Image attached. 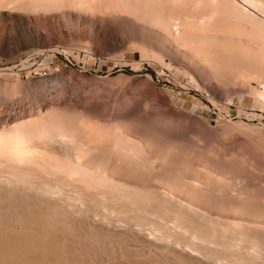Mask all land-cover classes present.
Listing matches in <instances>:
<instances>
[{
	"label": "rangeland",
	"instance_id": "374dc122",
	"mask_svg": "<svg viewBox=\"0 0 264 264\" xmlns=\"http://www.w3.org/2000/svg\"><path fill=\"white\" fill-rule=\"evenodd\" d=\"M27 2V0H25ZM30 1V0H28ZM60 1V2H59ZM64 1V2H63ZM76 1V3H75ZM93 1H95L96 4L93 3ZM115 1V2H114ZM58 0L55 2V8L53 9H49V13H54L55 14V18H54V22H53V26L51 28L45 26V24L41 23L40 21H38L37 19H33V18H36L38 17L37 14L35 12H37V8L35 9H29V15H31L32 17V22L35 24L36 23V27L39 25V27L41 28L42 30V35L45 34L43 36V38H40L39 39V43L37 46H28L26 44V41L27 39H29V37H31L28 32L26 31L27 28L25 27L24 24L22 23H17L15 22L14 25H13V29H5L4 30V33H2L3 31L0 30L1 34H0V113L4 112L3 114L1 113V116L0 117H5L7 114H14V113H19L20 110L23 111L20 112L19 114H16L18 117L21 115H23L20 119V117L18 118L17 120V123L19 121V124L21 123L22 125H25L23 123V121L25 123H29L28 126H32L33 128H37L39 129V126L40 125V129L43 133L46 132V129L44 126H47L49 125L50 127L51 126H58V124H60L57 128V130L59 128H61V131H63V133L65 132V134H62V136L64 138H68L70 139L71 137V133L73 132L75 137H77V139L74 137V138H71V140L73 139H76L75 142L79 141L80 139V135L81 137H83V140L82 142L87 139V142L90 143L92 145V148L90 147L89 144H86V145H89V148L86 146V148L83 147L84 150L86 149H91L90 151H95L93 150L94 148H96L95 145H98L99 143H104L106 141H109V142H106L104 143V145L102 144H99V146H97L96 149H99V152L98 151H95L94 153H103L104 156L107 158V161L110 159H114L115 157L118 159V156L120 157V155L122 156L123 154V158H119L121 163H118V161L116 162V160H112L111 162H105V157H102L100 156V159L102 158V162L101 160H99V157H98V160H97V163L98 161H100L102 164H106L105 167L103 166L101 168V164H94V165H98L96 167V169H103V172H106L107 175L109 177H114L118 180H122V182H126V183H132L133 186H136L138 187L139 190H141V192H143L144 196H142V193H138L140 195V198L141 199L140 201L143 203H146V207H145V204L143 205L140 201H138V206L139 205H142V207H145L143 209H146V211L144 212L142 207L141 209L142 210H138V211H143L142 213L140 212H137L141 217V219L138 217L139 215L136 213V210H131L130 207L128 208L127 204L124 199H123V203L122 201V204L121 202H119V207L122 206V208H124V214H127L128 215H125L127 217H129L131 214L134 216H137V217H132V218H129L130 220L131 219H135L138 220H142L143 217L149 219L148 222H147V219H146V222L147 224L145 226H147L149 228V226H152V224H156V220H160L157 224L162 226L161 223L163 224V226L165 225L164 227V231L167 229H170L171 231V234L174 233V235H176L177 233L181 234L180 232L183 231V236H180L179 234L177 236L179 237H182V239L184 238V242L187 240H189V242L191 243H188L190 244L192 247L193 245H198L201 246L200 244L202 245H206L207 242H203L202 240L204 239H199L200 237H206V238H213L215 240V242H210V247L212 246H215V248L217 249V247L220 248L221 252L222 250H226L227 247H231V245H228L227 243H230V242H234L232 243L233 246L228 250V253L227 252H224L222 254H225L224 256L223 255H220L219 252L220 250L217 251V256L219 257V255L223 258L227 257L229 260H226L224 259V261H228V262H218L217 261L215 262L214 260H208V258L204 257V255L202 254V251L203 249L201 250H193L192 247H188L186 243L183 242L182 244L185 246H183L182 244L180 245V242H179V237L177 239V236H175L177 243L174 242V245H173V240H175V238L173 239L172 237V241H170V239H168L171 244L169 242H167V239H165V241L163 239H160L161 241L155 243L156 241H158L159 239L155 240L156 238H154L153 236H151V234H149L150 232V229L147 230V227H146V230L143 226V229L141 228L142 225H140L141 227H139V225H137L138 228L135 229L136 233L139 232L138 237L137 235L135 237L139 238V240L137 238H134L136 241H139L140 243V246H138L139 243H136L134 241L133 238H131V243H130V239H128L127 241V237L128 236H125L126 239H124L125 237H123L124 235H126V233L130 234L132 233L131 229H127L128 227L126 226L127 223H122V225L120 226H113L114 229H117L116 230H113V227L112 228H107L108 226L106 224H103V223H100L101 221L100 220H96L94 218H92V220H90L89 218H83V222L81 220V218H77L79 220H77V222L75 223L74 220L75 218L72 217L69 213V215H67V218L71 220L72 224L70 221H68V219L66 218V216L64 215L63 218L67 219V221L63 218V222H67L66 225H68V222H70V225H73V226H70L71 228H68L64 225L63 223V226H60L62 224H60L61 222H59V226H55L54 228H52L53 230L55 231H51L50 232L52 234H55V235H58L60 234V232L62 231H68L71 229V232H69L68 234L71 235L70 236V239H69V246L67 245L68 249H66V251L62 252L63 254H61L60 252H58V248H53L54 251L56 249L57 251V254H56V251L54 252L53 250L50 251V249H52V247H58L56 246L55 244H53V240L48 242L46 240V242H43V245H45L47 242V245L48 247V250H45L46 253H48L47 251H50V254H51V257L49 255H47L48 257L45 256V254H41L44 255L42 256L43 259H47L45 260L46 264L47 262H49L48 264H50V261L52 262L51 264H57V262H54V261H57L56 260V257H62V261L63 262H67V264H78V263H81V264H87L88 262H86L88 259L89 263L90 264L92 262V258H93V261L91 264H96L97 261H98V264H109V263H105V262H110V264H115L116 262L119 263V261L117 260H120L123 264H134V263H137V264H150L149 262H151V264H155V263H158V264H161V262H164L166 259H168V261L166 260L167 263H163V264H177L178 263H184V261H181V259H178V254H174L177 252H180L179 253V257L180 255L183 256L187 259L188 257L193 258L191 259L192 262L194 263H199V264H230V260H234L233 262L235 263H232V264H236V262L238 264H249L250 261L249 259L251 260V264L253 262V260H255L254 262H257L256 264H261L259 263L260 261H264V96H262L261 94H259L260 91H263L264 90V5L262 6L261 3L263 4V0H260L262 2H258L256 0H254L255 2H251L253 0H250L251 3H253L254 5H252L250 2L248 3V1L246 0H239V5H240V8L239 10L242 11V13H238L236 12L234 9H232V5L230 4L232 0H224V1H229V5L228 4H223V2H221V0H182V1H175V0ZM119 1V2H118ZM140 1V2H139ZM201 1V2H200ZM208 1V2H207ZM219 3H218V2ZM24 2V1H23ZM58 2V4H57ZM70 2V3H69ZM72 2V3H71ZM81 2V3H80ZM104 2V4H103ZM111 2V5L110 3ZM128 2V3H127ZM139 2V3H138ZM144 2H147V6H145V3ZM153 2V3H152ZM160 2V3H159ZM182 2V4H181ZM187 2H191V3H188L186 4ZM19 3H20V0H19ZM28 3V2H27ZM60 3L62 5H60ZM109 3V4H108ZM124 3V4H123ZM138 3V4H137ZM150 3V4H149ZM156 3V4H155ZM164 3V4H163ZM185 3V4H184ZM196 3V4H195ZM202 3V4H201ZM224 3H228V2H224ZM261 5V8H260V5ZM94 4V6H93ZM106 4V5H105ZM119 7H118V5ZM122 4V5H121ZM127 4V5H126ZM133 4V5H132ZM140 4V5H139ZM161 4V5H160ZM199 4V5H198ZM208 4V5H207ZM214 4V5H213ZM220 4V5H219ZM257 4V5H255ZM58 5V7L56 6ZM73 7H72V6ZM106 7H105V6ZM109 7H108V6ZM121 5V6H120ZM130 5V6H128ZM137 5V6H136ZM139 5V6H138ZM142 5V6H141ZM155 5V6H153ZM157 5V6H156ZM169 5V6H168ZM203 5V6H202ZM211 5V6H209ZM224 7H223V6ZM252 5V6H251ZM11 6V5H10ZM15 6V4H14ZM53 6V7H54ZM69 6V7H68ZM84 6V7H83ZM94 8H93V7ZM98 6V7H97ZM126 6V8H125ZM135 6V7H132ZM161 6V7H159ZM176 6V7H175ZM191 6V7H190ZM197 6V7H196ZM207 9H205V7ZM209 8H208V7ZM217 6V7H216ZM219 6V7H218ZM230 7L229 8H227ZM258 6V7H257ZM13 7V6H12ZM63 7V9H62ZM97 7V8H95ZM112 7V8H111ZM124 11L123 10V8ZM137 7V8H136ZM144 7V8H143ZM146 7V10H142V9H145ZM156 7V8H155ZM171 7V8H170ZM195 7V8H194ZM202 7V9H201ZM223 8V9H219V8ZM226 7V8H225ZM234 7V6H233ZM263 7V8H262ZM33 8V7H32ZM81 8V10L79 9ZM85 8V9H84ZM102 8V10H101ZM107 8V9H106ZM121 8V9H120ZM151 8V9H150ZM168 8V9H167ZM181 11H180V9ZM198 8V9H197ZM15 9V8H13ZM28 9H23L24 10H28ZM59 9V10H57ZM68 9V10H67ZM75 9V10H74ZM94 11H93V10ZM96 9V10H95ZM98 9V10H97ZM111 9L113 10V12L111 11ZM120 9V10H118ZM134 9V10H132ZM189 9V10H188ZM195 9V10H194ZM198 12H197V10ZM201 9V10H200ZM204 9V10H203ZM227 11H224L226 10ZM243 9V10H242ZM253 9V10H252ZM65 10V11H64ZM84 10V11H83ZM116 10V11H115ZM128 10V11H127ZM130 10H132L130 12ZM151 10H153L154 12H150ZM162 10V11H161ZM194 10V11H193ZM211 10H214V11H211ZM216 10V11H215ZM230 10V11H229ZM246 10V11H245ZM261 10V11H260ZM54 11V12H52ZM72 11V12H71ZM80 11V12H79ZM127 11V12H126ZM147 11V13H146ZM149 11V12H148ZM156 11V12H155ZM176 11V12H175ZM218 11V12H217ZM220 11H221V14H220ZM234 11V13H233ZM244 11V12H243ZM28 12V11H27ZM26 12V13H27ZM33 12V13H31ZM75 13L73 14V18L74 17H81V18H74V20H71L69 17H68V14L69 13ZM88 12V13H87ZM100 12V13H99ZM129 12V13H128ZM137 12V13H136ZM141 12V13H140ZM163 12V13H162ZM206 12V13H205ZM212 12V13H211ZM230 12V13H228ZM24 13V12H23ZM57 13V14H56ZM92 13V14H91ZM104 13V14H103ZM106 13V14H105ZM121 13V14H120ZM123 13V14H122ZM132 13V14H131ZM136 13V14H135ZM145 13V14H144ZM149 13V14H148ZM160 13V14H159ZM193 13V14H192ZM197 15H196V14ZM248 15H247V14ZM33 14V15H32ZM83 14V15H82ZM103 14V16H102ZM132 16H130V15ZM156 16H155V15ZM157 14H159L157 16ZM175 14V15H173ZM191 14V15H190ZM199 14V15H198ZM220 16H218V15ZM238 14V16H237ZM242 14V15H241ZM244 14V16H243ZM251 14V15H250ZM35 15V16H34ZM105 15V16H104ZM145 15V16H144ZM149 15V16H148ZM161 15V16H160ZM182 15V16H181ZM204 15V16H203ZM225 15V16H224ZM246 15V17H245ZM130 16V18H129ZM137 16V17H136ZM139 16V17H138ZM155 16V17H153ZM181 16V17H180ZM193 16V18L191 17ZM196 18H195V17ZM203 16V17H202ZM208 16V17H206ZM217 16V17H216ZM227 16V17H226ZM233 16V17H232ZM242 16V17H241ZM249 16V18L247 17ZM252 16V17H250ZM256 18H255V17ZM144 17V18H143ZM151 17V18H150ZM162 17V18H161ZM171 17V18H170ZM173 17V18H172ZM176 17V18H175ZM183 17V18H182ZM200 17V18H199ZM211 17V18H210ZM216 17V18H215ZM222 17V18H221ZM237 19H236V18ZM260 19H259V18ZM60 18V19H59ZM86 18V19H85ZM94 18H97L99 20H102L103 21V24L102 25H99V26H95L93 24V19ZM125 18V19H124ZM135 20H134V19ZM153 18V19H152ZM158 18V19H157ZM204 18V19H203ZM254 20H253V19ZM81 19V21L85 22V23H82V22H78V20ZM83 19V20H82ZM122 19V20H121ZM131 19V21H130ZM137 19V20H136ZM145 19V20H144ZM161 19V20H160ZM176 19V20H175ZM227 19H228V22H227ZM251 19V20H250ZM258 19V20H257ZM70 20V21H69ZM77 20V22H76ZM87 20V21H86ZM145 22H144V21ZM165 20V21H164ZM181 20V21H180ZM211 20V21H210ZM216 20V23H213L215 22ZM218 20V21H217ZM219 20H221L219 22ZM238 20V21H237ZM244 20V21H243ZM247 20V21H246ZM250 20V21H249ZM73 22V23H70V22ZM90 21V22H88ZM141 21V22H140ZM148 21V22H146ZM155 21V22H154ZM193 23H192V22ZM205 21V22H204ZM209 21V22H207ZM234 21L236 22L234 24ZM254 21V22H253ZM258 21V22H257ZM260 21V22H259ZM76 22V24H75ZM122 22V23H121ZM129 24H128V23ZM233 22V24H232ZM245 22V23H244ZM249 22V23H247ZM40 23V24H39ZM79 23V24H78ZM124 23V24H123ZM143 23V24H142ZM155 23V24H154ZM161 23V25H159ZM177 23V24H176ZM181 23V24H180ZM186 25H185V24ZM212 23V25L210 24ZM229 25H227V24ZM243 23V24H242ZM252 23V24H251ZM257 23V24H256ZM263 23V24H262ZM5 25V21H2V24L0 23V28L2 25ZM57 24V25H56ZM83 24V25H82ZM122 24V25H121ZM147 24V25H146ZM149 24V25H148ZM152 24V25H151ZM154 24V25H153ZM170 24V25H168ZM191 24V25H189ZM197 24V25H196ZM207 24V25H205ZM223 24V25H222ZM226 24V25H225ZM232 24V27H230ZM19 25V26H18ZM43 25V26H42ZM127 25V26H126ZM137 25V26H136ZM151 25V26H150ZM159 25V26H158ZM167 25V26H166ZM184 25V26H183ZM194 25L196 26L195 28L192 29V27H194ZM237 27V28H235ZM243 25V26H242ZM246 25V26H245ZM258 25V26H256ZM59 26V27H58ZM61 26V27H60ZM66 26V27H65ZM103 26V27H101ZM183 26V27H182ZM205 26V27H204ZM207 26V27H206ZM212 26V29L213 31L210 29ZM238 26H242V28L238 27ZM248 26V27H247ZM37 27V28H39ZM45 27V29H44ZM48 29H47V28ZM133 27V28H132ZM143 27V28H142ZM150 27V28H149ZM167 27V28H166ZM182 27V28H181ZM202 27V28H201ZM209 27V29H208ZM217 27V29H215ZM227 27V29H225ZM39 28V29H40ZM61 28V32H59L60 30L59 29ZM63 28V29H62ZM123 28V29H122ZM140 28V29H139ZM149 28V30H148ZM167 30H166V29ZM170 28V30H168ZM181 28V30H180ZM201 29V30H198V29ZM206 28V29H205ZM219 28V30H218ZM222 28V29H221ZM234 28V29H233ZM255 28V29H254ZM257 28V29H256ZM121 29V30H120ZM128 29V30H127ZM133 29V30H132ZM135 29V30H134ZM146 29V30H145ZM161 29V30H159ZM175 29V30H174ZM185 29V30H184ZM203 29V30H202ZM233 29V30H232ZM237 29V30H236ZM239 29V30H238ZM250 29V30H248ZM145 30V31H144ZM166 30V32H165ZM177 30V32H176ZM193 30V31H192ZM196 30V31H194ZM45 31V33H44ZM75 31V32H74ZM141 34H140V32ZM149 31V32H148ZM152 31V32H151ZM162 31V32H161ZM170 31V32H169ZM172 31V32H171ZM181 34H184V35H180V32ZM186 31V33L184 32ZM188 31V32H187ZM199 31V33L197 32ZM211 31V32H208ZM215 31V32H214ZM227 31H229L227 33ZM238 33H237V32ZM243 31V32H242ZM252 31V32H251ZM258 31V32H257ZM6 32V34H5ZM128 32V33H127ZM148 32V33H147ZM169 32V33H168ZM193 34H192V33ZM197 32V33H196ZM203 32V33H202ZM206 32V33H205ZM237 34H235V33ZM48 33V34H47ZM62 33V35H61ZM67 33V34H66ZM125 33V34H124ZM147 33V34H146ZM173 33V34H172ZM179 33V35L177 34ZM191 33V34H190ZM205 33V34H204ZM222 35H221V34ZM232 35H229L231 34ZM241 33V34H239ZM251 33V35H249ZM112 34V35H111ZM146 34V35H145ZM156 34V35H155ZM169 34V35H168ZM171 34V36H170ZM210 34V35H209ZM215 34V35H214ZM218 34V35H217ZM224 34V35H223ZM239 34V35H238ZM3 35V36H2ZM5 35V36H4ZM7 35V37H6ZM93 37H92V36ZM130 35V36H129ZM136 35V36H135ZM140 35V36H139ZM155 35V36H154ZM162 35V36H161ZM190 36L187 37V36ZM192 35V36H191ZM195 37H194V36ZM198 35V36H197ZM207 35V36H206ZM220 35V36H219ZM241 35V37H240ZM106 38H105V37ZM165 36V37H164ZM182 38H181V37ZM186 36V37H185ZM200 36V38H198ZM205 36H206V40H205ZM213 36V37H211ZM216 36V38H215ZM221 39H219L218 37ZM255 36V37H253ZM57 37V38H56ZM64 37V38H63ZM68 37V39H67ZM148 37V38H147ZM155 37V38H154ZM175 37V38H174ZM229 37V38H228ZM231 37H233L231 39ZM32 38V37H31ZM34 38H36L34 36ZM141 38H144V40L142 41ZM151 38V39H150ZM164 38L166 40H164ZM172 38V39H171ZM181 38V39H180ZM210 38V40H209ZM214 40H212V39ZM218 38V39H217ZM239 40L236 42V39ZM252 40H251V39ZM255 38V39H254ZM72 39V40H71ZM87 39V40H86ZM134 39V40H133ZM150 39V40H149ZM182 41L183 39V42H180ZM191 39V40H190ZM196 39V40H195ZM204 39V40H203ZM224 39V40H222ZM227 39V40H226ZM235 39V40H234ZM244 39V40H243ZM46 40V41H45ZM52 40V41H51ZM61 40V41H60ZM70 42H69V41ZM74 40V41H73ZM78 40V41H77ZM105 40V41H104ZM137 40V41H136ZM140 40V41H139ZM156 40V41H155ZM163 40V41H162ZM185 40V41H184ZM189 40V42H188ZM232 40V41H230ZM248 40V42H247ZM45 41V42H44ZM166 41V42H165ZM179 41V42H178ZM187 41V42H186ZM200 41V42H199ZM219 41H222V42H219ZM229 41V42H228ZM242 41V42H240ZM252 41V42H251ZM263 43H262V42ZM22 42V43H21ZM44 42V43H43ZM74 42V43H73ZM87 42V43H86ZM135 42V43H134ZM162 42V43H161ZM168 42V43H167ZM172 42V43H171ZM186 44H185V43ZM193 42L195 44H198V43H202V47L207 50V49H211L214 53H212V51H205L206 54L202 55L201 56V60H198L196 61L195 63H197V65L192 62V58L194 56H191L190 55V50L189 48L195 44H191L190 43ZM220 44H219V43ZM232 45V43H234ZM255 42V43H254ZM257 42V43H256ZM42 43V44H41ZM46 43V44H45ZM79 43V44H78ZM91 43V44H90ZM116 43V45H115ZM183 43V44H181ZM188 43V44H187ZM217 43V44H216ZM226 43V44H225ZM228 43V44H227ZM242 43H244V45H242ZM262 46H261V44ZM71 44V45H70ZM74 44V45H73ZM135 44V45H134ZM141 44V46H140ZM154 44V45H153ZM180 44V45H178ZM219 47L216 46V45ZM224 44V45H223ZM246 44V45H245ZM22 45V46H21ZM27 45V46H26ZM70 47H69V46ZM135 47H134V46ZM150 45V46H149ZM166 45V46H165ZM173 45V46H172ZM177 45V46H176ZM185 45V46H184ZM211 45V46H210ZM231 45V46H230ZM238 45V47H237ZM252 45V46H251ZM85 46V47H84ZM90 46V47H89ZM223 48H222V47ZM228 46V47H227ZM234 46H236L235 48H233ZM247 46V47H246ZM35 47V49H34ZM133 47V48H132ZM152 47V48H151ZM162 47V48H161ZM172 47V48H171ZM182 47V48H181ZM208 47V48H207ZM211 47V48H210ZM214 47V48H213ZM216 47V48H215ZM244 47V48H243ZM253 49H252V48ZM260 47V48H259ZM262 47V48H261ZM37 48V49H36ZM150 48V49H149ZM175 48V49H174ZM177 48V49H176ZM186 48V49H185ZM195 48V47H194ZM230 48V49H229ZM248 50H246V49ZM162 49V50H161ZM171 49V50H170ZM173 49V50H172ZM188 49V50H187ZM191 49V48H190ZM241 49V50H240ZM255 49V50H254ZM153 50V51H152ZM156 50V51H155ZM176 50V51H175ZM187 50V51H186ZM228 50V51H227ZM244 50V51H242ZM24 51V52H22ZM161 51V52H160ZM172 51V52H171ZM230 51V52H229ZM261 51V52H260ZM263 51V52H262ZM178 52V53H177ZM180 52V53H179ZM186 52H189V53H186ZM260 52V53H259ZM163 53V54H161ZM172 53V54H171ZM226 53V54H225ZM233 53V54H232ZM245 53V54H244ZM252 53V54H251ZM185 54H189V55H185ZM164 55V56H163ZM173 55V56H172ZM214 58H213V56ZM247 55V56H246ZM258 55V56H257ZM179 56V57H177ZM205 58H204V57ZM212 56V57H211ZM243 56V57H242ZM262 56V57H261ZM186 57V58H185ZM231 57V58H230ZM248 61H247V59ZM257 57V58H256ZM208 58V59H207ZM211 58V59H210ZM218 58V59H217ZM234 58V59H233ZM263 58V59H261ZM169 59V60H168ZM210 59V60H209ZM231 59V60H230ZM244 61H242V60ZM251 59V60H249ZM255 59V61H254ZM258 59V60H257ZM263 61H261V60ZM194 60V59H193ZM203 60V61H202ZM222 60V61H221ZM233 60V61H232ZM245 60L247 62H245ZM177 61V62H176ZM201 63H200V62ZM208 61V62H207ZM225 61V62H224ZM230 61V62H229ZM250 61V63H248ZM260 64H259V62ZM228 62V63H226ZM237 62V63H236ZM253 62V63H252ZM259 65H257L256 64ZM193 65H192V64ZM200 63V64H199ZM215 63V64H214ZM231 63V64H230ZM248 63L250 66H246V64ZM262 63V64H261ZM199 64V65H198ZM204 66H202V65ZM214 64V65H213ZM225 64V66L223 65ZM239 64V65H238ZM241 64V65H240ZM256 64V66L254 65ZM194 65H195V68H194ZM235 65V66H234ZM238 65V66H237ZM243 65V66H242ZM254 65V66H253ZM208 66V67H207ZM216 66V67H215ZM245 66H246V69H245ZM263 66V67H262ZM236 67V68H234ZM239 69H238V68ZM241 67V69H240ZM251 67V69H250ZM261 69H259V68ZM262 67V68H261ZM65 68V69H64ZM214 68V69H213ZM243 68V70H242ZM249 68V70L247 69ZM65 70V72H62V70ZM68 69V70H67ZM70 69H72L71 71H69ZM195 69V70H194ZM213 69V70H212ZM63 70V71H64ZM227 70V72H226ZM246 72H245V71ZM253 70V72H252ZM257 70V72H260V73H263L260 75V77L255 74V71ZM260 70V71H259ZM75 71H78L79 74L82 73V75L79 76L78 72L76 74V78L75 75H73L72 73H76ZM208 71V72H207ZM214 71V72H213ZM244 73H243V72ZM263 71V72H262ZM54 72V73H53ZM71 72L72 75H69ZM210 72V73H209ZM213 72V73H212ZM230 72V73H229ZM250 72V73H249ZM59 73V74H58ZM238 73V74H237ZM243 73V74H242ZM252 73V74H251ZM259 73V74H260ZM58 76H56V75ZM61 74V75H60ZM65 74V75H63ZM87 74V75H85ZM254 74V76H253ZM63 76H66V77H62ZM69 75V76H68ZM248 75V76H247ZM61 76V78H60ZM77 76L80 77L81 79V76L85 78L86 80V83H87V79L90 80L88 81L89 83L87 84H84L83 82H80V79L77 78ZM90 76V77H88ZM92 76H95V77H92ZM228 76V77H227ZM232 76V78L230 79V77ZM237 76V77H236ZM257 76V77H256ZM263 76V77H261ZM67 77H70V79L68 78L67 81L66 78ZM73 77V78H72ZM102 78L103 79V82H101V79L99 81V79ZM104 77V78H103ZM106 77V79H105ZM249 77V78H248ZM251 77V78H250ZM259 77V78H258ZM96 79V81H94V79ZM110 78V79H109ZM236 78V79H234ZM59 79V80H58ZM62 79V80H61ZM77 80V83L75 84L74 80ZM106 81H105V80ZM108 79V80H107ZM68 80H73L74 82H71V81H68ZM84 80V82H85ZM93 80V81H92ZM64 81V82H63ZM83 81V78L82 80ZM95 82V83H98V87L100 88L102 86L103 88V92L104 94L100 95L101 93H92L93 95L92 96H95L94 99H97L94 100L92 98L91 95L90 98L91 100H94V101H97L98 103H100L102 106H103V110L107 113V115H100V116H93L91 120L93 121H90L89 117H91L89 114V117L82 121L83 119V115H82V111H80V109H76V105L75 104V100H76V95L77 94H72V95H68L69 92L75 91V93H78L77 91H79L77 88H81L80 85H78V83H80L82 85L83 83V87H85V89L87 90V86L88 84H90V82ZM60 82V83H59ZM91 82V83H92ZM64 83V84H63ZM68 83V84H67ZM73 83V84H72ZM92 83V86H95L97 84H93ZM100 83L104 84V85H100ZM67 84V85H66ZM72 84V89L70 85ZM17 85V86H16ZM76 87H74V86ZM85 85V86H84ZM87 85V86H86ZM106 85V86H105ZM63 86V87H62ZM66 86V87H65ZM91 84L88 86V89L89 90H92L93 88L95 89V87H92ZM22 87V88H21ZM90 87V88H89ZM97 87V86H96ZM105 87V88H104ZM13 88V89H12ZM63 88L65 89L64 92L66 91V93H68L66 96L65 95H62L63 94ZM68 88V89H67ZM76 88V89H75ZM92 88V89H91ZM102 88H100L102 90ZM107 88V89H106ZM70 89V90H69ZM82 89V88H81ZM109 89V90H108ZM69 90V92H68ZM106 90V91H105ZM113 91V92H112ZM81 93V90L79 91ZM256 92V93H255ZM258 92V93H257ZM108 93V94H106ZM55 94V95H54ZM57 94V95H56ZM120 94V96H119ZM98 95V96H97ZM104 96V97H103ZM65 99H64V98ZM3 98V99H2ZM6 98V99H5ZM17 98V99H16ZM60 98H61V101H60ZM62 98L64 99L62 101ZM70 98H73V100ZM75 98V99H74ZM102 98V99H101ZM8 99V100H7ZM23 99V100H22ZM3 100H4V103H3ZM47 101V107L45 108H40L42 107V105L45 103V101ZM49 100V101H48ZM52 100V101H51ZM44 101V103L42 104V102ZM59 101V102H58ZM68 101V102H67ZM52 102V103H51ZM55 102V103H54ZM70 102V106H64L65 104L69 103ZM29 103H30V106H29ZM58 103V104H57ZM62 103V104H61ZM104 103V104H103ZM109 103V104H108ZM5 104V105H4ZM22 104V105H21ZM42 104V105H41ZM57 104V106H55ZM131 104V105H130ZM50 105V106H49ZM53 105L55 107H53ZM74 105V106H73ZM116 105V106H115ZM59 106V107H58ZM72 106V107H71ZM111 106V107H110ZM127 106V107H126ZM28 107V108H27ZM51 107V108H50ZM109 107V108H108ZM115 107V109H114ZM169 107V108H168ZM15 108V109H14ZM21 108V109H20ZM24 108V109H23ZM50 108V109H49ZM54 108V109H53ZM55 108H56V111H55ZM67 109V111H65V109ZM26 109V111H25ZM32 109V110H31ZM41 109V110H40ZM47 109V110H46ZM64 111L62 112L61 111ZM73 109V110H72ZM4 110V111H3ZM16 110V112H15ZM19 110V111H17ZM38 110V111H37ZM43 110V111H42ZM45 110L46 111H52L49 112V114L51 115V117H48L47 118V114H45ZM73 112H72V111ZM77 110V111H76ZM114 110V111H113ZM25 111V112H24ZM34 111V112H33ZM76 111V112H75ZM81 114L80 117L77 115V112H79ZM7 112V113H5ZM55 112V113H54ZM176 112V113H175ZM22 113V114H21ZM40 113V114H39ZM41 113L45 114L44 117L43 114L41 115ZM57 113V114H56ZM112 113V114H111ZM27 114V116H26ZM31 114V115H29ZM38 114L41 115L39 116L41 119L43 118L44 119V122H43V119L40 120V118H38ZM56 114V115H55ZM69 114H72V117L71 115L69 116ZM74 114V115H73ZM76 114V116H75ZM3 115V116H2ZM64 115V116H63ZM86 115V113L84 114ZM87 115V116H88ZM112 115V116H111ZM36 116V117H35ZM54 116V117H53ZM57 116V117H56ZM74 116V117H73ZM86 116V117H87ZM114 116V117H113ZM65 120H63V118ZM67 117V118H66ZM76 117V118H75ZM100 118V119H96V118ZM107 117H111V121L108 119L106 120ZM28 120H26V119ZM36 119L37 122H34L32 119ZM38 118V119H37ZM56 118V119H54ZM60 118V119H59ZM136 118V119H134ZM23 119V120H22ZM26 121H25V120ZM48 119V120H47ZM53 119V120H52ZM61 121H59V120ZM72 124H71V122ZM75 119V120H74ZM77 119V120H76ZM85 119V117H84ZM94 119H96V122L94 123ZM142 119V120H141ZM45 120L47 122H51L52 120V123H48L46 124L45 123ZM73 120L76 122H73ZM82 121L81 122H79ZM104 120V121H103ZM106 120V121H105ZM113 123V121H115ZM119 120V121H118ZM129 120V121H128ZM195 120V121H194ZM31 121V122H30ZM41 121L42 124H39V122ZM53 121H57V125L55 126L53 124ZM59 121V122H58ZM70 123H69V122ZM78 121V122H77ZM101 121V122H100ZM108 121V123H106ZM122 121V122H121ZM125 121V122H124ZM162 121V122H161ZM33 122H34V125H33ZM60 122H63L62 124L64 125L62 126ZM69 124H67V123ZM84 122H86L84 125ZM99 122V123H98ZM104 122V123H103ZM113 123L115 125H113L115 128H117L119 131H115L116 129H111V126H109V124ZM126 125H124L123 124ZM129 122V123H128ZM31 123V124H30ZM45 123V125H44ZM81 128H79L80 126ZM94 125H93V124ZM117 123V124H116ZM121 123V124H120ZM127 123V124H126ZM161 123V124H160ZM37 124V126H36ZM51 124V125H50ZM67 124V125H66ZM71 124V125H70ZM76 124V125H75ZM99 124V125H98ZM106 124L107 127H106ZM123 124V125H122ZM134 124V125H133ZM164 124V125H163ZM43 125V126H42ZM69 125L72 127L73 130H71V128H69ZM90 125V126H89ZM103 125V126H102ZM105 125V126H104ZM111 125V124H110ZM118 125V127H116ZM120 125V126H119ZM27 126V127H28ZM44 127L42 129V127ZM61 126V127H60ZM76 127V130H74V128ZM85 126L87 127L86 130H85ZM101 126V127H100ZM123 126V127H122ZM125 126V127H124ZM128 126V127H127ZM136 128H135V127ZM166 126V127H165ZM24 127V126H23ZM53 128V130H55V128ZM62 127L64 129H62ZM67 127H68V132L70 134V136H67L68 133H67ZM91 127H93L94 129L96 128V130L92 129ZM99 127V128H98ZM104 127V128H103ZM120 127V128H119ZM130 127V128H129ZM158 127V128H157ZM66 128V130H65ZM91 128V129H90ZM107 128V129H105ZM109 128V129H108ZM122 128V129H121ZM135 128V129H134ZM138 128V129H137ZM144 128V129H143ZM204 128V129H203ZM70 129V130H69ZM78 129V130H77ZM81 131H80V130ZM84 129V130H83ZM88 129V130H87ZM90 129V130H89ZM124 129V130H123ZM150 129V130H149ZM200 129V130H199ZM60 130V129H59ZM65 130V131H64ZM98 130V131H97ZM102 130H105L103 132H101ZM109 131V134L107 133ZM113 130V131H111ZM122 130V131H121ZM75 131L77 132V134L75 133ZM83 131V132H82ZM85 131V132H84ZM91 133H87L88 132ZM96 131V132H95ZM107 131V132H106ZM156 133H155V132ZM101 132V133H100ZM111 132V133H110ZM117 132L120 134V136L122 135L123 137H119L118 139L120 140H123L122 144L120 145L118 142L116 141H119L117 138L115 139V135L117 134ZM123 132V134H122ZM126 132V134H125ZM46 133H49V132H46ZM67 133V134H66ZM84 133V135H82ZM93 133V134H92ZM97 133H100L97 134ZM107 133V134H106ZM96 136H95V135ZM119 134H117L116 137L119 136ZM144 134V135H143ZM158 134V135H157ZM66 135V136H65ZM88 136L86 138V136ZM94 135V137H93ZM104 135V136H103ZM111 135V137H110ZM114 135V136H113ZM125 135L129 136V137H126ZM84 136H85V139H84ZM90 136H92L93 138H91ZM99 136V137H98ZM125 136V139L127 138L126 142H125V139H123ZM208 136V137H207ZM45 137H47V134L45 135ZM70 137V138H69ZM95 137L97 139H95ZM153 137V138H152ZM157 137V138H156ZM161 137V138H160ZM99 138V139H98ZM103 138V139H102ZM109 138V139H108ZM129 138V140H128ZM135 138V139H134ZM147 138L149 140H147ZM171 138V139H170ZM79 139V140H78ZM82 139V138H81ZM94 139V140H93ZM103 141H101V140ZM113 139V140H112ZM138 139V140H137ZM66 141H70V140H67L65 139ZM92 141V142H89V141ZM114 141V143H117L116 147L114 149L117 148L118 153L117 151L115 152V150L111 149L113 148V143L112 141ZM159 140V141H158ZM174 140V141H173ZM185 142H184V141ZM129 141L131 144H129ZM136 141V142H135ZM138 141H140L138 143ZM143 141V142H142ZM150 141V142H149ZM152 141V142H151ZM165 141V142H164ZM171 141V142H170ZM187 141V142H186ZM72 142V141H71ZM74 140H73V144L75 143ZM86 142V141H85ZM99 142V143H98ZM111 142V143H110ZM125 142V143H124ZM128 142V143H127ZM47 142L44 143V145L46 144ZM49 143V141H48ZM67 143V142H66ZM72 143H69L70 146ZM81 143V142H80ZM94 143V144H93ZM121 143V141H120ZM142 143H143V146H142ZM156 145H155V144ZM159 143V144H157ZM68 144V143H67ZM72 144V148L73 150H75V145L79 144ZM113 144V145H112ZM119 144V145H118ZM126 144H129L127 146H125ZM163 144V145H161ZM184 144V145H183ZM43 145V144H41ZM47 145V144H46ZM82 144H79L78 147L76 146V149L74 152L73 150H71L73 152V154L78 150L80 151H84L81 146ZM94 145V146H93ZM140 145V146H139ZM150 145V146H149ZM155 145V146H154ZM192 145V147L190 146ZM80 146V147H79ZM120 146L124 147V148H120ZM128 146H131L129 149ZM138 146V147H137ZM154 146V147H152ZM159 148H156L158 147ZM167 146V147H166ZM171 146V147H170ZM185 146V147H184ZM42 147V146H41ZM94 147V148H93ZM110 149H109V148ZM132 147L135 149L132 150ZM178 147V148H177ZM184 147V148H183ZM187 147V148H186ZM205 147V148H204ZM105 148V149H104ZM137 148V149H136ZM166 148V149H165ZM195 148V149H194ZM197 148V149H196ZM199 148V149H198ZM209 148V149H208ZM123 149V150H122ZM153 149V150H151ZM177 149V150H176ZM184 149V150H183ZM192 149V150H191ZM201 149V150H200ZM204 149V150H203ZM86 150V151H88ZM103 150V151H102ZM105 150V151H104ZM107 150V151H106ZM110 150V151H109ZM131 150V151H130ZM139 150V151H138ZM141 150V151H140ZM151 150V151H150ZM155 150V151H154ZM158 150H160L159 152H157ZM196 150V151H195ZM207 150V151H206ZM89 151V152H90ZM109 151V152H108ZM112 151V152H111ZM125 151V152H123ZM144 151V152H142ZM165 151V152H164ZM172 151H175L172 152ZM177 151V152H176ZM184 151V152H183ZM191 152V153H188V152ZM199 151V152H198ZM104 152H108L107 153H104ZM111 152V153H110ZM123 152V153H122ZM214 152V153H213ZM80 153V152H78ZM83 153V152H82ZM81 153V154H82ZM96 153V155H97ZM120 153V155H119ZM125 153V155H124ZM131 153V155H129ZM135 155H134V154ZM146 153V154H145ZM172 153V154H171ZM178 153V154H177ZM180 153V154H179ZM114 154V155H113ZM118 156H117V155ZM141 154V155H140ZM148 154V155H147ZM206 154V156L204 155ZM209 154V155H208ZM80 154H76V156H78ZM101 155V154H100ZM113 155V156H112ZM134 155V157L132 156ZM153 155V156H152ZM176 155V156H175ZM184 155V156H183ZM217 155V156H216ZM82 156V155H81ZM112 156V157H111ZM138 156V157H137ZM140 156V157H139ZM155 156V157H154ZM168 156L170 157V159L168 158ZM210 158H208V157ZM215 156V157H214ZM111 157V158H110ZM114 157V158H113ZM127 157V158H126ZM130 157V158H128ZM149 157V158H148ZM153 157V158H152ZM159 157V158H158ZM162 157V158H160ZM171 157L172 158V161H171ZM191 157V158H190ZM200 157V158H199ZM81 158V157H80ZM78 158V159H80ZM128 159L126 162L121 160V159H124L125 160ZM138 158V159H137ZM142 158V159H141ZM148 158V159H147ZM168 158V159H167ZM175 158V159H174ZM179 158V160H178ZM195 158V159H194ZM139 159H141V163L139 162ZM147 159V163H146V160ZM153 159V160H152ZM161 159V160H160ZM165 159V160H164ZM189 159V160H188ZM96 160V158H95ZM129 160L132 162H129ZM145 162H144V161ZM156 160V161H155ZM167 160V161H166ZM170 160V162H169ZM184 160V161H183ZM186 160V161H185ZM200 160V161H199ZM209 160V161H208ZM151 161V162H150ZM159 161H161L159 163ZM166 161V162H165ZM178 161V162H177ZM198 161V162H197ZM207 161V162H206ZM214 161V163H213ZM122 162L124 163V165L128 168L127 169H121V166H123L122 168H126ZM129 162V163H128ZM183 162V163H181ZM197 162V164H196ZM209 162V163H208ZM211 162V163H210ZM116 164V165H119L120 166V170L123 171V172H120V173H125L123 174V177H122V174H120L118 171L119 168H117V166H114L113 164ZM126 163V164H125ZM151 163V165H150ZM201 163V164H200ZM208 163V164H207ZM92 164V165H93ZM121 164V165H120ZM128 164H130V167H132L130 169V167L128 166ZM133 164V165H132ZM140 166H139V165ZM144 164L146 166H144ZM156 164V165H155ZM162 167H161V165ZM164 164V165H163ZM167 164V165H166ZM188 164V165H187ZM191 164V165H190ZM204 164V165H203ZM214 164V165H213ZM93 165V167H94ZM113 165V166H112ZM135 165V167H134ZM140 167H138V166ZM142 165V166H141ZM166 165V167H164ZM171 165V166H170ZM196 165V166H194ZM199 165V166H198ZM112 166V169L113 167L115 168V171L114 169H110ZM143 166L144 168L147 167L146 169H143ZM152 166V167H151ZM168 166V167H167ZM179 166V167H178ZM181 166L183 169H181ZM184 166V167H183ZM194 166V167H193ZM213 166V167H212ZM136 167H137V170H136ZM186 167V168H185ZM190 167V168H189ZM197 167V168H196ZM106 168V169H105ZM116 168H117V171H116ZM135 168V169H134ZM142 168V169H141ZM161 168V169H160ZM171 168V169H170ZM173 168V169H172ZM176 168V169H175ZM182 170V171H180ZM185 168V169H184ZM202 168V169H201ZM204 168V170H203ZM206 168V169H205ZM95 169V168H94ZM130 169V170H129ZM148 169V170H147ZM192 169V170H191ZM208 169V170H207ZM210 169V170H209ZM106 170V171H105ZM111 170V171H110ZM134 172H132V171ZM172 170V171H171ZM175 170V171H174ZM186 170V171H185ZM189 170V171H188ZM194 170V171H193ZM198 172H197V171ZM203 172H202V171ZM206 170V171H205ZM213 170V172H212ZM219 170V171H218ZM113 171V172H112ZM127 171V172H126ZM129 171V172H128ZM148 171V172H147ZM159 171V172H158ZM161 171V172H160ZM164 171V172H163ZM168 171V172H167ZM174 171V172H173ZM210 171V172H209ZM236 171V172H235ZM117 174H115V173ZM136 172V173H135ZM166 172V173H165ZM187 172V173H186ZM200 172V173H199ZM206 175H205V173ZM105 173V174H106ZM113 175H111V174ZM119 173V174H118ZM131 173V174H130ZM140 173V174H139ZM144 173V175H143ZM153 173V174H152ZM155 173V174H154ZM161 175H160V174ZM174 173V174H173ZM183 173V174H182ZM208 173V174H207ZM214 173V174H213ZM218 176H216L217 174ZM227 173V174H226ZM137 174V175H135ZM158 174V175H157ZM168 174V175H167ZM185 174V175H184ZM187 174V175H186ZM192 174V175H191ZM194 174V175H193ZM203 176H202V175ZM216 174V175H215ZM118 175V176H117ZM120 175V176H119ZM128 175V176H127ZM157 175V176H156ZM161 177H160V176ZM173 175V176H171ZM199 175V176H197ZM201 175V176H200ZM231 175V176H230ZM256 175V176H255ZM260 175V176H259ZM131 176V177H130ZM153 176V177H152ZM166 178H165V177ZM170 176V177H169ZM176 176V177H174ZM179 176V177H178ZM194 176V177H193ZM206 176V177H205ZM222 176V177H221ZM230 176V177H229ZM233 176V177H232ZM237 176V178H236ZM254 176V177H253ZM125 177V178H124ZM147 177V178H146ZM198 177V178H197ZM223 177H228V178H223ZM121 178V179H120ZM123 178V179H122ZM165 178V179H164ZM169 178V179H168ZM178 178H181V179H178ZM199 178H201V180L199 181ZM209 178V179H208ZM217 178V179H216ZM223 178V179H222ZM259 178V179H258ZM135 179V181H134ZM167 179V180H166ZM172 180H175V181H171ZM178 179V182L177 180ZM204 179V180H203ZM215 179V181H214ZM219 179V180H218ZM263 181H262V180ZM144 180V181H143ZM157 180V181H156ZM161 180V182H160ZM170 180V181H169ZM182 180V181H181ZM210 180V181H209ZM222 182L223 180H226L225 181V184L224 182L223 183H218V181ZM181 184H180V182ZM192 181V182H191ZM204 181V182H203ZM206 181V182H205ZM232 181V182H231ZM241 181H244V182H241ZM139 182V183H138ZM173 184H172V183ZM175 182V183H174ZM177 182V183H176ZM184 182V183H182ZM189 182H191V185L189 184ZM195 184H194V183ZM209 182V183H208ZM214 184H213V183ZM229 182V183H228ZM241 182V183H240ZM179 183V184H178ZM193 183V185H192ZM200 183V184H199ZM233 183V184H232ZM244 183V184H243ZM258 183V184H257ZM135 184V185H134ZM175 184V185H174ZM178 184V185H176ZM202 186V187H200ZM213 184V185H212ZM217 184V185H216ZM229 186H228V185ZM237 184V185H236ZM242 184V185H241ZM138 185V186H137ZM171 185V187H170ZM173 185V186H172ZM211 185V186H210ZM216 185V186H215ZM220 186L223 188L221 189L220 187H217V186ZM227 185V187H226ZM233 185V186H232ZM237 187H236V186ZM239 185V186H238ZM260 185V186H259ZM175 186V187H174ZM178 186V187H177ZM179 186H183L182 188L179 187ZM196 186V188L194 187ZM232 186V187H230ZM243 186V187H241ZM144 187V188H143ZM164 187V188H163ZM169 187V188H168ZM215 187H216V191H215ZM225 187V188H224ZM229 187V188H228ZM241 187V188H240ZM248 187V188H247ZM253 187V188H252ZM153 188V189H152ZM159 188V190H158ZM162 188V189H161ZM175 188V189H174ZM193 188V189H192ZM195 188V189H194ZM199 188V189H198ZM201 188V189H200ZM205 190H204V189ZM228 188V189H227ZM246 188V189H245ZM257 188V189H256ZM146 189V190H145ZM151 189V190H150ZM185 189V190H184ZM189 189V190H188ZM209 190V192L207 190ZM212 191H211V190ZM218 189V190H217ZM245 189V190H244ZM247 189L249 192H247ZM167 190V192H166ZM172 190V191H171ZM191 190V191H190ZM198 190V191H196ZM203 192H202V191ZM220 190V192H219ZM231 190V192L229 191ZM236 190V191H235ZM261 190H263L261 192ZM146 191V192H145ZM159 191V192H158ZM171 191V193H170ZM200 191V192H199ZM207 191L206 194H204L205 192ZM214 191L216 193H214ZM223 191V192H222ZM235 191V192H234ZM243 191V193H242ZM260 194H259V192ZM149 192V194L147 193ZM169 192V193H168ZM173 192V193H172ZM191 192V193H190ZM195 192V193H194ZM228 192V193H227ZM258 192V193H257ZM154 193H158L157 195L154 194ZM183 193V194H182ZM197 193V194H196ZM200 193V194H199ZM209 193V194H208ZM239 193V194H238ZM247 193V194H246ZM254 193V194H253ZM257 193V194H256ZM124 194V193H123ZM147 194V195H145ZM152 194V195H150ZM163 196H162V195ZM167 194V195H166ZM170 194V195H169ZM226 194V195H224ZM238 194V195H237ZM243 194V195H242ZM259 194V195H258ZM139 195H137L139 197ZM180 195V196H179ZM189 195V196H187ZM205 195V196H204ZM214 195V196H213ZM241 195V196H240ZM258 195V196H257ZM6 196V195H5ZM142 196V197H141ZM146 196V197H145ZM150 196V198H149ZM154 198H153V197ZM169 196V197H168ZM187 196V198H186ZM191 196V197H190ZM197 196V197H195ZM210 196V198H209ZM217 196V197H216ZM3 197V196H2ZM0 197V205L5 209V205L6 202H5V205L3 204L4 201H6V199H3V198H6V197ZM137 197L136 200H139ZM157 197V198H156ZM162 197V198H161ZM164 197V198H163ZM173 197V198H172ZM190 197V198H188ZM250 197V198H249ZM167 198V199H166ZM196 198V199H195ZM209 198V199H208ZM220 198V199H219ZM226 198V200H225ZM245 198V199H244ZM256 198V200H255ZM258 198V199H257ZM262 198V199H261ZM152 199H153V202H152ZM161 199V200H160ZM164 199V200H163ZM166 199V200H165ZM178 199V200H177ZM248 201H247V200ZM4 200V201H3ZM170 200V201H169ZM183 200V201H182ZM191 200L193 202H191ZM222 200V201H221ZM224 200V201H223ZM254 200V201H252ZM155 201V202H154ZM162 201V202H161ZM164 201V202H163ZM167 201V202H166ZM174 201V202H173ZM176 201V202H175ZM180 201V202H179ZM195 201V202H194ZM207 201V202H206ZM247 201V202H246ZM250 201V203H249ZM137 202V201H136ZM179 202V204H178ZM184 202V203H183ZM191 204H190V203ZM204 202V203H203ZM206 202V203H205ZM214 202V204L212 203ZM239 202V203H238ZM112 203V202H111ZM154 203V204H153ZM161 205H160V204ZM169 203V204H168ZM174 203V204H173ZM182 203V204H181ZM187 203V204H186ZM212 203V204H211ZM221 203V204H220ZM243 203V204H242ZM252 203V204H251ZM253 203H255L256 205H254ZM258 203V204H257ZM175 206H173V205ZM182 206H181V205ZM202 204V205H201ZM246 204L252 206L254 209H252V207H250L248 205V207L246 206ZM151 205V206H150ZM178 205L180 207H178ZM184 205V206H183ZM203 205L205 207H203ZM231 205V206H230ZM234 205V206H233ZM241 205H244V207H246V209ZM5 206V207H4ZM113 206H116L115 204L113 205L112 203V206L111 204L109 205V207H113ZM130 206V205H129ZM162 206V207H161ZM172 206V207H171ZM177 206V207H176ZM212 206V207H211ZM225 206V207H224ZM261 206V207H260ZM140 207V206H139ZM148 207V209H147ZM196 207V208H195ZM211 207V208H209ZM227 207V208H226ZM231 207V209H230ZM240 207V208H239ZM2 208V212H0L1 216L3 214V216H7L6 219H8L9 221H13L14 222L16 221L17 219V216L15 217V214H12V213H16L13 212V211H9V212H12V213H9L8 210L6 209V211ZM122 208L120 209V211L122 212ZM130 210H128V209ZM154 208V209H153ZM170 208V209H169ZM186 208V209H185ZM198 208V209H197ZM222 208V210H221ZM250 208V210L248 209ZM263 210L260 211L259 210ZM140 209V208H139ZM161 209V210H160ZM179 209V210H178ZM183 209V210H182ZM214 209V210H213ZM148 210V211H147ZM159 210V211H158ZM167 210V211H166ZM175 210V211H174ZM187 210V212L185 211ZM203 210V211H202ZM220 212H219V211ZM258 212H257V211ZM45 211V210H44ZM117 214L120 212L119 210H116ZM126 211V212H125ZM134 211V212H133ZM157 211V212H156ZM161 211V212H160ZM174 211V213H173ZM180 211V212H179ZM197 211V212H194ZM245 211V212H243ZM248 211V212H247ZM256 213V214H254ZM256 211V212H255ZM260 211V212H259ZM8 212V215L11 214V216H8V215H5L7 214ZM133 212V213H131ZM200 212V213H199ZM229 212V213H228ZM5 213V214H4ZM116 213H114L113 215H116ZM131 213V214H130ZM144 213V214H143ZM152 214L151 216L149 215H146V214ZM169 213V214H168ZM176 213V214H175ZM180 213L182 216H180ZM203 213V214H202ZM225 213V214H224ZM240 213V214H239ZM245 213V214H244ZM250 213V214H249ZM258 213V214H257ZM260 213V214H259ZM18 214V213H17ZM16 214V215H17ZM41 214V213H40ZM39 214V216H40ZM43 214V213H42ZM42 214L40 216V218L42 219ZM45 214V213H44ZM43 214V215H44ZM123 214V212H122ZM175 214V215H174ZM185 214V216H183ZM198 214V215H197ZM201 214V215H200ZM205 214V215H204ZM144 215V216H143ZM161 215V216H159ZM192 215V216H191ZM203 215V216H202ZM256 215V216H255ZM263 215V216H262ZM0 216V219H2V217ZM122 215L121 217V214L119 213L116 217H121L122 218V221L121 222H124V219L123 217H125ZM149 216V217H148ZM157 216V217H156ZM162 218V216H165V223L164 222V219H161L159 217ZM175 216H180L182 218V222L187 226L189 227V232L190 233H187L186 231L188 230H183L182 228V231L181 230V227L179 225H176L178 224V222L174 221L173 219H176ZM190 216V217H189ZM194 216V218H193ZM202 216V217H201ZM251 216V217H250ZM253 216V218H252ZM11 217V218H10ZM151 217V218H150ZM196 217V218H195ZM200 217V219H199ZM204 217V218H203ZM216 217V218H214ZM261 217V218H260ZM15 218V219H14ZM39 218V217H38ZM73 218V219H71ZM145 218L143 220H145ZM159 218V219H157ZM192 218V220H191ZM5 219V218H3ZM5 219V220H6ZM13 219V220H12ZM39 219V220H41ZM88 219V220H87ZM94 219V220H93ZM126 219V218H125ZM184 219V220H183ZM207 221H205V220ZM210 221H209V220ZM212 219V220H211ZM227 219V220H226ZM233 219V220H232ZM38 220V219H37ZM38 220V221H39ZM75 220V221H76ZM128 218L126 219L125 222H127ZM138 220V221H140ZM154 221L152 224L150 223V221ZM197 220V221H196ZM216 220V221H215ZM220 220V221H219ZM231 220V221H230ZM81 221V222H80ZM85 221V222H84ZM89 221V222H87ZM93 221V222H91ZM96 221H100L99 222V226L97 225L98 222L96 223ZM151 221V222H152ZM167 221V222H166ZM188 221V222H187ZM233 221V222H232ZM237 223H240L241 225L237 224ZM80 224H79V223ZM120 222V224H121ZM142 222V221H140ZM145 222V221H143ZM156 222V223H155ZM175 222V223H174ZM222 222V223H220ZM224 222V223H223ZM232 222V223H231ZM236 224H235V223ZM246 222V223H245ZM248 222V223H247ZM257 222V223H256ZM83 223V224H82ZM85 223V224H84ZM128 223L129 220H128ZM148 223L150 225H148ZM160 223V224H159ZM168 223V224H167ZM191 223V225H189ZM194 223V224H193ZM207 223V224H206ZM245 225H244V224ZM79 224V225H77ZM87 224V225H86ZM94 225L96 224L97 227H94L93 232L92 231V228H90L89 225ZM102 224V225H101ZM171 224V225H170ZM173 224V225H172ZM200 224V225H199ZM204 224L205 226L207 227H204ZM229 224V225H228ZM253 224V225H252ZM257 224V225H256ZM6 225V224H4ZM74 225L76 226H79V227H75L74 228ZM125 225V226H124ZM198 225V226H197ZM202 225V226H201ZM221 225V226H220ZM232 225V226H231ZM234 225V226H233ZM239 225V226H237ZM244 225V226H243ZM256 225V226H255ZM262 227H261V226ZM82 226V227H80ZM83 226H84V229H83ZM105 228H104V227ZM160 226H157L160 227ZM191 226V227H190ZM201 226V227H200ZM253 226V227H252ZM260 226V227H259ZM87 227V228H86ZM122 227V228H121ZM125 227V229H124ZM130 227V226H129ZM168 227V228H167ZM186 227V228H187ZM197 227V228H196ZM214 227V228H213ZM219 227V228H218ZM228 227V229H227ZM231 227V228H230ZM239 227V228H238ZM242 227H244L243 231L240 230ZM247 227V228H246ZM252 230H250L249 228ZM7 228V227H6ZM42 228V227H41ZM51 228V227H50ZM49 228V229H50ZM57 228V230L55 229ZM60 230H59V229ZM74 228V231L73 229ZM91 231H90V229ZM99 228V229H98ZM104 228V229H103ZM120 228V229H119ZM131 228V227H130ZM151 230L154 228V226L150 227ZM162 229V227H160ZM173 228V229H172ZM178 228V229H177ZM194 229V231H196L199 236V234H204L203 236H199L198 240H196V232L191 233L193 232L192 229ZM199 228V229H198ZM203 228V230H202ZM218 228V229H217ZM262 228V229H261ZM38 229V228H37ZM43 229V228H42ZM42 229H38V230H42ZM48 229V230H49ZM81 229V230H79ZM96 229V230H95ZM105 229H108V230H105ZM138 229V230H137ZM141 229L142 232L139 230ZM172 229V230H171ZM207 229V231H206ZM237 229V230H236ZM34 229L33 231V235L34 238L36 237L35 235H38L36 238L39 237V233H46L47 229L45 228V230L43 229V232L41 231H38ZM86 230V231H85ZM99 230V232H98ZM166 230V231H167ZM180 232H179V231ZM199 230V231H197ZM213 232H212V231ZM225 230V231H224ZM233 230H235V232L237 233V235H239V237L236 235L235 232H233ZM249 230V231H247ZM254 230V231H253ZM3 231H6L5 228ZM1 229H0V233L3 232ZM38 231V232H37ZM62 231V232H63ZM76 231V233H75ZM104 231V232H102ZM112 235H110L111 233ZM114 231V232H113ZM121 231V232H120ZM127 231V232H126ZM148 231V232H147ZM163 231V230H162ZM170 231L168 233H170ZM174 231V232H173ZM203 231V232H202ZM211 231V232H210ZM230 231V232H229ZM242 231V232H241ZM261 231V232H260ZM37 232V233H35ZM54 232V233H53ZM85 232V233H84ZM98 232V233H97ZM106 232V233H105ZM116 232V233H115ZM141 232V233H140ZM145 232V233H144ZM147 232V233H146ZM176 232V233H175ZM186 232V233H185ZM221 234H220V233ZM240 232V233H239ZM261 234H259V233ZM50 233V234H51ZM67 233V232H66ZM73 233V234H72ZM79 235H78V234ZM90 233V234H88ZM93 233V234H92ZM102 233V234H101ZM109 233V234H108ZM113 233L115 235H113ZM184 233L186 234L185 238L184 237ZM243 235H242V234ZM248 233V234H247ZM256 233V234H255ZM258 233V235H257ZM263 233V234H262ZM16 234H19V235H25L24 234H20L16 232ZM35 234V235H34ZM83 234V235H82ZM95 234H97L95 236ZM107 236H106V235ZM119 234V235H118ZM121 234V235H120ZM143 234L144 237H143ZM149 234V235H148ZM191 237H189L188 235ZM213 234V235H212ZM251 234V235H250ZM2 235V234H1ZM42 235H44V237L47 235V234H41V238H42ZM82 235V236H81ZM89 235V238H95L92 240L91 239H87L86 236L88 237ZM101 235V236H100ZM105 235V237H104ZM123 235V236H122ZM132 237L133 235L130 234ZM142 235V236H141ZM195 237H194V236ZM228 235V236H227ZM230 235V236H229ZM236 235V236H234ZM246 235V237H245ZM253 235V236H252ZM73 236V237H72ZM75 236V237H74ZM98 236V237H97ZM103 236V237H102ZM110 236H112V238H110ZM119 236V237H118ZM120 236L122 237V240H120ZM130 236V237H131ZM150 236V237H149ZM197 236V237H198ZM209 236V237H208ZM218 236V237H217ZM221 236V237H220ZM232 236V237H231ZM72 237V238H71ZM79 237L82 239H79ZM85 237V238H84ZM100 243H98V241H96L97 239ZM100 237V238H99ZM114 237V238H113ZM142 237V238H141ZM148 237V238H147ZM230 237V238H229ZM233 237H238V239L236 238H233ZM242 237V238H240ZM255 237V238H254ZM35 238V240H36ZM40 237L38 238L39 240L41 239ZM74 238V240H73ZM78 238V239H77ZM105 238V240H104ZM112 239V242L110 241V239ZM117 240H116V239ZM120 238V239H119ZM129 238V237H128ZM141 238V240H140ZM145 238V239H144ZM171 238V237H170ZM220 238V239H219ZM240 238V239H239ZM260 240H259V239ZM38 239L36 241H38ZM96 239V240H95ZM102 239V240H101ZM115 239V240H113ZM133 239V241H132ZM154 241H153V240ZM187 239V240H186ZM195 242L196 241H202L200 244H196V243H193V240ZM235 239V240H234ZM242 239V240H241ZM250 239V240H249ZM73 240V241H72ZM75 240L77 242H75ZM86 240V241H85ZM87 240H90L87 241ZM95 240V241H94ZM102 243H101V241ZM162 240L164 242H162ZM175 240V241H176ZM223 240V241H222ZM225 240V241H224ZM257 240V241H256ZM35 241V242H36ZM41 241V240H40ZM40 241L39 242V246L40 247ZM79 241V242H78ZM81 241V242H80ZM107 241H110V242H107ZM115 241V242H114ZM120 241V242H118ZM126 241V243L124 242ZM143 241V242H142ZM205 241V240H204ZM256 241V242H255ZM260 241V242H259ZM74 242V243H73ZM86 242V243H85ZM107 242V243H106ZM114 242V243H113ZM124 244L122 245L121 244ZM128 244L126 246V244ZM153 242V243H152ZM241 242V243H240ZM259 242V243H257ZM77 243V244H76ZM82 243H85L82 244ZM98 243V244H97ZM106 243V244H105ZM110 243V244H109ZM112 243V244H111ZM116 243H120V244H117ZM136 243V244H135ZM156 244V245H147L146 244ZM164 243V244H163ZM169 243V244H167ZM253 243V246H251L250 244ZM259 244L257 246V244ZM73 244V245H72ZM75 244V245H74ZM88 244V246H87ZM94 244V245H93ZM143 244V246L141 245ZM177 244V245H176ZM193 244V245H192ZM219 244V245H218ZM226 244L228 245L226 247ZM242 244V245H241ZM245 244V246H244ZM256 246H255V245ZM41 245V247H45ZM78 245V246H76ZM80 245V246H79ZM82 245V246H81ZM98 245H105V246H100L97 247ZM107 245V246H106ZM112 245V247H111ZM116 245V246H115ZM161 245V246H160ZM173 247H171V246ZM180 246V247H177V246ZM234 245H236L234 247ZM246 245H248L246 248ZM71 246V247H70ZM94 246V247H93ZM115 246V247H113ZM125 246V248H124ZM129 246V247H128ZM149 246V247H148ZM155 246V247H154ZM157 246V247H156ZM159 246V247H158ZM167 246V247H166ZM176 246V247H175ZM244 249H241V247ZM2 246L0 245V248ZM7 246L5 245V249H8V247L6 248ZM66 247V248H67ZM75 247V248H74ZM84 247V248H83ZM87 247V248H86ZM93 247V248H92ZM105 249L106 247L108 248V251L107 248L105 250L102 249ZM126 250H124L123 248ZM134 247V248H133ZM137 247V249H135ZM144 247V248H143ZM146 247V248H145ZM149 249H148V248ZM165 249L163 255H161V253H163V249ZM165 247V248H164ZM183 247V248H182ZM187 247L188 249H191V250H187ZM194 247V248H195ZM205 247V246H204ZM226 249H225V248ZM237 247V248H236ZM249 247H252L251 249ZM260 247V248H259ZM79 248V249H77ZM86 248V249H85ZM100 251H99V249ZM109 248H110V251H112V254H110L109 252ZM129 250H127V249ZM133 248V249H132ZM144 250H142V249ZM157 250H155V249ZM158 248V249H157ZM170 248V249H169ZM179 248V249H177ZM182 248V250H181ZM186 248V250L184 249ZM201 248V247H200ZM199 248V249H200ZM203 248V246H202ZM214 248V247H212ZM214 248V249H215ZM218 248V249H219ZM224 248V249H222ZM236 250H235V249ZM254 248L256 251H254ZM3 249V250H5ZM15 249V251L13 250ZM17 248H10L9 250H13L14 253L13 255L17 256V257H21V260H23L22 258H24L23 261H26V259H28V256H26V254H22V250H20L19 248L16 250ZM47 249V248H46ZM74 249V250H73ZM93 249V250H92ZM97 249V250H96ZM113 249V250H112ZM122 249V250H121ZM138 249H141L140 251L143 252V253H147V256L146 254H144V256L146 257H143L138 255ZM151 249V250H150ZM154 249V251H152ZM213 249V250H214ZM215 249V250H216ZM246 249V250H245ZM253 249V250H252ZM7 251L9 253H7V255L11 256L12 258L13 255L11 254L13 251ZM77 250V252H76ZM79 250H84L83 252H79ZM95 252H92L94 251ZM116 252H115V251ZM122 253H121V251ZM147 250V251H146ZM149 250V251H148ZM162 250V251H161ZM173 253H172V251ZM185 250V251H184ZM234 250V251H232ZM242 250V251H241ZM263 250V251H262ZM6 251V250H5ZM4 251V252H5ZM21 253H20V252ZM41 251V250H40ZM54 253H53V252ZM60 251V250H59ZM73 251V252H72ZM86 251V252H85ZM89 253H92L93 255L89 254ZM98 251V252H97ZM103 251V252H102ZM106 251V252H105ZM114 251V252H113ZM137 251V257L136 256V252ZM139 251V252H140ZM152 251V252H151ZM185 253H184V252ZM190 251H193V252H190ZM196 251V252H195ZM201 251L200 254H198L199 252ZM232 251V253H231ZM238 251V252H237ZM249 251V252H248ZM2 252V254L4 253L3 251L0 250V253ZM21 255H19L18 253ZM65 252H68V253H65ZM76 254H75V253ZM101 252V253H100ZM123 252L125 253L126 256H124ZM129 255H127L128 253ZM140 252V254H142ZM154 252V253H153ZM160 252V253H159ZM170 254H169V253ZM187 252V253H186ZM214 253L216 251H213ZM230 252V253H229ZM241 252V253H240ZM245 253L242 255V253ZM254 252V253H253ZM263 252V254H262ZM40 252H38L39 254ZM109 253V254H106ZM114 253H119L118 255H113ZM131 253V254H130ZM151 254V257L153 256V258L150 257L149 254ZM160 254V256L158 254ZM196 253V254H195ZM240 255H239V254ZM248 253V254H247ZM18 254V255H17ZM53 254V256H52ZM67 254V255H66ZM79 254V255H78ZM82 256H81V255ZM89 254V255H88ZM100 254V255H99ZM167 254H168V257H167ZM195 255L193 257V255ZM198 254V256H197ZM226 254H228L226 256ZM233 254V255H231ZM254 254V255H252ZM256 254V255H255ZM258 254V255H257ZM6 253H4V260L5 261H1L0 264H18L17 262H21V260H19L20 258L17 259H10L7 260L9 257H6L7 259H5V256H7ZM56 255V256H55ZM58 255V256H57ZM62 255V256H60ZM71 255V256H70ZM86 255H88V257H86ZM106 255V256H105ZM136 256V261L135 260H132L133 256ZM157 255V256H155ZM174 255V256H173ZM216 255V254H215ZM229 255L233 256L229 258ZM252 255V256H251ZM15 256V258H17ZM41 256L39 255L38 258H37V261L39 263H42L43 259H41ZM63 256H65L66 258H64ZM68 256H70V263H68V261H65V260H68ZM72 256H76V257H72ZM80 257V260H77L79 259ZM84 256V257H83ZM92 258H91V257ZM97 256H99L97 258ZM103 256V257H102ZM118 257V259H115L114 257ZM124 256V257H123ZM128 256V257H127ZM134 256V257H135ZM170 256V257H169ZM177 256V257H176ZM188 256V257H186ZM238 256V257H237ZM243 256V257H241ZM250 256V257H249ZM254 256V257H253ZM257 256V257H255ZM27 257V258H25ZM50 257V259H49ZM85 260L82 259V258ZM86 257V258H85ZM107 257V258H105ZM108 257H111L112 259V263L110 260H107V259H110ZM116 257V258H117ZM121 257V258H120ZM144 260H143V258ZM149 257V259H148ZM156 259H155V258ZM163 257V258H162ZM175 257V258H174ZM182 257V258H184ZM204 257V259H203ZM235 257V258H234ZM261 257V258H260ZM40 258V260H38ZM55 258V259H54ZM73 258V259H72ZM90 258H91V261H90ZM95 258V259H94ZM114 258V260H113ZM124 258V260H123ZM129 258V259H128ZM143 261H141V259ZM146 258V259H145ZM162 258V259H161ZM198 258V259H197ZM221 258V259H222ZM233 258V259H232ZM237 258V259H236ZM242 258H245V260H241ZM247 258V259H246ZM252 258V259H251ZM255 258V259H254ZM97 259V260H96ZM130 259L132 261H130ZM137 259H139L137 261ZM155 260L153 263L151 260ZM160 259V261H159ZM174 262L172 263L173 260ZM188 259L187 262L185 261L184 264H190L189 262H191V260ZM196 259V260H194ZM202 259L204 260V263L201 262ZM259 259V260H258ZM11 260H13V262H11ZM17 260V261H16ZM50 260V261H49ZM73 260V261H72ZM75 260V262H74ZM82 260V261H81ZM106 260V261H105ZM146 260V261H145ZM158 260V261H157ZM171 260V261H170ZM190 260V261H189ZM199 260V261H197ZM236 260V261H235ZM238 260V261H237ZM247 260V261H246ZM258 260V261H256ZM11 263H10V262ZM35 261V263H31L29 261V264H37L38 262ZM41 261V262H40ZM77 261V262H76ZM79 261V262H78ZM127 261V262H126ZM170 261V262H169ZM189 261V262H188ZM197 261V262H196ZM239 261H241L239 263ZM243 261V262H242ZM5 262V263H4ZM8 262V263H7ZM43 262V264L45 263ZM62 264H66V263H63ZM119 263V264H122V263ZM142 262V263H140ZM145 262V263H144ZM210 262V263H208ZM213 262V263H211ZM245 262V263H244ZM253 262V264H254ZM24 264V262H21ZM27 263V262H26ZM38 263V264H39ZM116 263V264H118ZM182 263V264H183ZM197 263V264H198ZM264 264V262H263Z\"/></svg>",
	"mask_w": 264,
	"mask_h": 264
},
{
	"label": "bare ground",
	"instance_id": "6f19581e",
	"mask_svg": "<svg viewBox=\"0 0 264 264\" xmlns=\"http://www.w3.org/2000/svg\"><path fill=\"white\" fill-rule=\"evenodd\" d=\"M24 1V2H23ZM56 1H58V0H30V1H28L27 0V2L25 1V0H20V3H19V0H0V23L2 24V21H5V25L3 24L2 26H1V28H0V30H2L3 32L2 33H4V30L5 29H13V25H14V23L15 22H17V23H22V24H24L25 25V27L27 28V32H28V34L32 37H29V39H27V41H26V44L28 45V46H37L38 44H40L39 43V39L40 38H43V36L45 35V34H43L42 35V30H41V28L39 27V25L37 26V27H39V28H37L35 25H36V23L34 24L33 22H32V20L33 19H37L38 21H40L41 23H43V24H45V26H47V27H49V28H51L54 24H53V22H54V18L56 17L55 16V12L54 11H52V12H54V13H49V9H53V8H55V2ZM70 1V0H69ZM81 1V0H80ZM83 1H85V0H83ZM91 1V0H90ZM114 1V0H113ZM125 1V0H124ZM130 1V0H129ZM132 1V0H131ZM137 1V0H136ZM142 1V0H141ZM161 1V0H160ZM175 1H177V0H175ZM179 1H182V0H179ZM188 1V0H187ZM224 0H221V2H223ZM230 1V0H229ZM229 1H224V2H228V3H224L223 2V4L225 5V4H228L229 5ZM246 1H248V3L250 2V0H246ZM257 2H258V0H256ZM60 2V1H59ZM64 2V1H63ZM115 2V1H114ZM119 2V1H118ZM133 2V1H132ZM140 2V1H139ZM138 2V3H139ZM143 2V1H142ZM150 2H151V0H150ZM198 2H199V0H198ZM201 2V1H200ZM203 2H204V0H203ZM208 2V1H207ZM218 2V1H217ZM231 3V5H232V9H234L236 12H240L241 10H239V9H241L240 8V5H239V0H232V1H230ZM251 2H255L254 0L253 1H251ZM250 2V3H251ZM257 2H255V3H257ZM259 2H262V1H260L259 0ZM70 3V2H69ZM72 3V2H71ZM75 3H76V1H75ZM81 3V2H80ZM93 3L94 4H96L95 3V1H93ZM110 3V5H111V2H109ZM108 3V4H109ZM128 3V2H127ZM137 3V4H138ZM145 3V6H147L146 4H147V2H144ZM153 3V2H152ZM160 3V2H159ZM188 3H191V2H187L186 4H188ZM219 3V2H218ZM14 4H15V6H14ZM57 4H58V2H57ZM63 4V3H62ZM61 3H60V5H62ZM94 4H93V6H94ZM103 4H104V2H103ZM124 4V3H123ZM150 4V3H149ZM156 4V3H155ZM164 4V3H163ZM181 4H182V2H181ZM185 4V3H184ZM196 4V3H195ZM202 4V3H201ZM252 5H254L253 3H251ZM259 4V3H258ZM11 5V6H10ZM106 5V4H105ZM104 5V6H105ZM109 5V6H110ZM118 5V4H117ZM122 5V4H121ZM120 5V6H121ZM127 5V4H126ZM133 5V4H132ZM140 5V4H139ZM138 5V6H139ZM161 5V4H160ZM199 5V4H198ZM208 5V4H207ZM214 5V4H213ZM220 5V4H219ZM251 5V6H252ZM255 5H257V4H255ZM260 5V4H259ZM261 5L263 6L264 5V0H263V4L261 3ZM261 5H260V8H261ZM13 6V7H12ZM54 6V7H53ZM57 7H58V5H56ZM72 6V5H71ZM92 6V7H93ZM108 6V5H107ZM108 6V7H109ZM128 6H130V5H128ZM137 6V5H136ZM142 6V5H141ZM153 6H155V5H153ZM157 6V5H156ZM169 6V5H168ZM203 6V5H202ZM209 6H211V5H209ZM223 6V5H222ZM234 6V7H233ZM33 7V8H32ZM69 7V6H68ZM73 7V6H72ZM84 7V6H83ZM98 7V6H97ZM97 7H95V8H97ZM106 7V6H105ZM118 7H119V5H118ZM132 7V6H131ZM133 7H135V6H133ZM132 7V8H133ZM159 7H161V6H159ZM176 7V6H175ZM191 7V6H190ZM197 7V6H196ZM205 7V6H204ZM208 7V6H207ZM212 7V6H211ZM217 7V6H216ZM219 7V6H218ZM224 7V6H223ZM258 7V6H257ZM264 7V6H263ZM262 7V8H263ZM13 8H15V9H13ZM35 9V8H37V12H35L36 14H37V16L38 17H36V18H33L32 19V17H31V15H29V9ZM94 8V7H93ZM112 8V7H111ZM123 8V7H122ZM125 8H126V6H125ZM125 8H123V10L122 11H124V9ZM137 8V7H136ZM144 8V7H143ZM147 8H148V6H147ZM156 8V7H155ZM162 8V7H161ZM171 8V7H170ZM195 8V7H194ZM209 8V7H208ZM226 8V7H225ZM227 8H229L230 9V7H228L227 6ZM23 9H28V10H24L23 11ZM62 9H63V7H62ZM80 10H81V8H79ZM85 9V8H84ZM107 9V8H106ZM121 9V8H120ZM120 9H118V10H120ZM149 9V8H148ZM151 9V8H150ZM163 9V8H162ZM168 9V8H167ZM180 9V8H179ZM198 9V8H197ZM196 9V10H197ZM201 9H202V7H201ZM200 9V10H201ZM205 9H207L206 7H205ZM219 9H223V8H219ZM264 9V8H263ZM57 10H59V9H57ZM68 10V9H67ZM75 10V9H74ZM93 10V9H92ZM96 10V9H95ZM98 10V9H97ZM101 10H102V8H101ZM132 10H134V9H132ZM132 10H130V12L132 11ZM142 10H146V7H145V9H142ZM189 10V9H188ZM195 10V9H194ZM193 10V11H194ZM204 10V9H203ZM243 10V9H242ZM253 10V9H252ZM28 11V12H27ZM65 11V10H64ZM84 11V10H83ZM94 11V10H93ZM111 11L113 12V10L111 9ZM116 11V10H115ZM128 11V10H127ZM126 11V12H127ZM150 11V10H149ZM148 11V12H149ZM152 12H154L153 10H151ZM150 11V12H151ZM162 11V10H161ZM180 11H181V9H180ZM211 11H214V10H211ZM216 11V10H215ZM224 11H227V9L226 10H224ZM230 11V10H229ZM246 11V10H245ZM261 11V10H260ZM24 12V13H23ZM27 12V13H26ZM72 12V11H71ZM80 12V11H79ZM133 12V11H132ZM156 12V11H155ZM176 12V11H175ZM197 12H198V10H197ZM218 12V11H217ZM244 12V11H243ZM31 13H33V12H31ZM69 13V12H68ZM88 13V12H87ZM100 13V12H99ZM114 13V12H113ZM129 13V12H128ZM137 13V12H136ZM135 13V14H136ZM141 13V12H140ZM146 13H147V11H146ZM163 13V12H162ZM206 13V12H205ZM212 13V12H211ZM228 13H230V12H228ZM233 13H234V11H233ZM240 13H242V11L240 12ZM57 14V13H56ZM73 14H75V13H73ZM72 13H69L68 14V17L71 19V20H74V18H81V17H74L73 18V15ZM92 14V13H91ZM104 14V13H103ZM103 14H102V16H103ZM106 14V13H105ZM121 14V13H120ZM123 14V13H122ZM132 14V13H131ZM145 14V13H144ZM149 14V13H148ZM160 14V13H159ZM159 14H157V16L159 15ZM193 14V13H192ZM196 14V13H195ZM220 14H221V11H220ZM247 14V13H246ZM249 14V13H248ZM247 14V15H248ZM33 15V14H32ZM76 15V14H75ZM83 15V14H82ZM130 15V14H129ZM155 15V14H154ZM173 15H175V14H173ZM191 15V14H190ZM197 15V14H196ZM199 15V14H198ZM218 15V14H217ZM242 15V14H241ZM251 15V14H250ZM35 16V15H34ZM77 16V15H76ZM105 16V15H104ZM131 16V15H130ZM130 16H129V18H130ZM145 16V15H144ZM149 16V15H148ZM156 16V15H155ZM155 16H153V17H155ZM161 16V15H160ZM182 16V15H181ZM180 16V17H181ZM204 16V15H203ZM202 16V17H203ZM218 16H220V15H218ZM225 16V15H224ZM237 16H238V14H237ZM243 16H244V14H243ZM132 17V16H131ZM137 17V16H136ZM139 17V16H138ZM192 18H193V16H191ZM195 17V16H194ZM206 17H208V16H206ZM217 17V16H216ZM215 17V18H216ZM227 17V16H226ZM233 17V16H232ZM242 17V16H241ZM245 17H246V15H245ZM248 18H249V16H247ZM250 17H252V16H250ZM255 17V16H254ZM144 18V17H143ZM151 18V17H150ZM162 18V17H161ZM171 18V17H170ZM173 18V17H172ZM176 18V17H175ZM183 18V17H182ZM196 18V17H195ZM200 18V17H199ZM211 18V17H210ZM222 18V17H221ZM236 18V17H235ZM256 18V17H255ZM259 18V17H258ZM32 19V20H31ZM60 19V18H59ZM86 19V18H85ZM125 19V18H124ZM134 19V18H133ZM153 19V18H152ZM158 19V18H157ZM204 19V18H203ZM237 19V18H236ZM253 19V18H252ZM260 19V18H259ZM83 20V19H82ZM122 20V19H121ZM135 20V19H134ZM137 20V19H136ZM145 20V19H144ZM143 20V21H144ZM161 20V19H160ZM176 20V19H175ZM251 20V19H250ZM249 20V21H250ZM254 20V19H253ZM258 20V19H257ZM70 21V20H69ZM87 21V20H86ZM130 21H131V19H130ZM165 21V20H164ZM181 21V20H180ZM211 21V20H210ZM218 21V20H217ZM221 20H219V22H220ZM238 21V20H237ZM244 21V20H243ZM247 21V20H246ZM76 22H77V20H76ZM76 22H75V24H76ZM78 22H82V23H85V22H83V21H81V19H79L78 20ZM88 22H90V21H88ZM93 24L95 25V26H99V25H102L103 24V21L102 20H99V19H97V18H94L93 19ZM141 22V21H140ZM145 22V21H144ZM146 22H148V21H146ZM155 22V21H154ZM192 22V21H191ZM205 22V21H204ZM207 22H209V21H207ZM222 22V21H221ZM227 22H228V19H227ZM254 22V21H253ZM258 22V21H257ZM260 22V21H259ZM19 23V24H20ZM55 23V22H54ZM70 23H73L72 21L70 22ZM122 23V22H121ZM128 23V22H127ZM193 23V22H192ZM213 23H216V20H215V22H213ZM236 22L234 21V24H235ZM245 23V22H244ZM247 23H249V22H247ZM16 24V23H15ZM40 24V23H39ZM79 24V23H78ZM124 24V23H123ZM129 24V23H128ZM143 24V23H142ZM155 24V23H154ZM153 24V25H154ZM177 24V23H176ZM181 24V23H180ZM185 24V23H184ZM211 25H212V23H210ZM227 24V23H226ZM225 24V25H226ZM232 24H233V22H232ZM232 24H231V26L230 27H232ZM243 24V23H242ZM252 24V23H251ZM257 24V23H256ZM263 24V23H262ZM57 25V24H56ZM83 25V24H82ZM122 25V24H121ZM147 25V24H146ZM149 25V24H148ZM152 25V24H151ZM150 25V26H151ZM159 25H161V23L159 24ZM158 25V26H159ZM168 25H170V24H168ZM186 25V24H185ZM189 25H191V24H189ZM197 25V24H196ZM205 25H207V24H205ZM223 25V24H222ZM227 25H229V24H227ZM19 26V25H18ZM43 26V25H42ZM103 26H104V24H103ZM103 26H101V27H103ZM127 26V25H126ZM137 26V25H136ZM167 26V25H166ZM171 26V25H170ZM184 26V25H183ZM182 26V27H183ZM234 26V25H233ZM243 26V25H242ZM242 26L240 27V26H238V27H240V28H242ZM246 26V25H245ZM256 26H258V25H256ZM262 26H264V25H262ZM46 27V28H47ZM59 27V26H58ZM61 27V26H60ZM66 27V26H65ZM172 27V26H171ZM181 27V28H182ZM196 26L194 25V27H192V29L193 28H195ZM205 27V26H204ZM207 27V26H206ZM235 27V26H234ZM248 27V26H247ZM133 28V27H132ZM143 28V27H142ZM150 28V27H149ZM149 28H148V30H149ZM167 28V27H166ZM165 28V29H166ZM181 28H180V30H181ZM202 28V27H201ZM235 28H237V27H235ZM264 28V27H263ZM44 29H45V27H44ZM48 29V28H47ZM59 29V28H58ZM63 29V28H62ZM123 29V28H122ZM140 29V28H139ZM206 29V28H205ZM208 29H209V27H208ZM212 31H213V29H212V26H211V28H210ZM215 29H217V27L215 28ZM222 29V28H221ZM225 29H227V27L225 28ZM234 29V28H233ZM232 29V30H233ZM243 29V28H242ZM255 29V28H254ZM257 29V28H256ZM60 31L59 32H61V28L59 29ZM121 30V29H120ZM128 30V29H127ZM133 30V29H132ZM135 30V29H134ZM146 30V29H145ZM144 30V31H145ZM159 30H161V29H159ZM167 30V29H166ZM166 30H165V32H166ZM168 30H170V28L168 29ZM175 30V29H174ZM185 30V29H184ZM198 30H201L200 28L198 29ZM203 30V29H202ZM218 30H219V28H218ZM237 30V29H236ZM239 30V29H238ZM248 30H250V29H248ZM6 31V30H5ZM150 31V30H149ZM148 31V32H149ZM193 31V30H192ZM194 31H196V30H194ZM220 31V30H219ZM75 32V31H74ZM140 32V31H139ZM147 32V33H148ZM152 32V31H151ZM162 32V31H161ZM170 32V31H169ZM168 32V33H169ZM172 32V31H171ZM176 32H177V30H176ZM180 32V31H179ZM185 33H186V31H184ZM188 32V31H187ZM198 33H199V31H197ZM196 32V33H197ZM208 32V31H207ZM209 32H211V31H209ZM208 32V33H209ZM215 32V31H214ZM229 31H227V33H228ZM237 32V31H236ZM243 32V31H242ZM252 32V31H251ZM258 32V31H257ZM44 33H45V31H44ZM128 33V32H127ZM146 33V34H147ZM192 33V32H191ZM190 33V34H191ZM203 33V32H202ZM206 33V32H205ZM204 33V34H205ZM212 33V32H211ZM235 33V32H234ZM238 33V32H237ZM237 33H235V34H237ZM0 34H1V32H0ZM5 34H6V32H5ZM48 34V33H47ZM67 34V33H66ZM125 34V33H124ZM140 34H141V32H140ZM145 34V35H146ZM173 34V33H172ZM178 35H179V33H177ZM193 34V33H192ZM221 34V33H220ZM239 34H241V33H239ZM238 34V35H239ZM61 35H62V33H61ZM112 35V34H111ZM156 35V34H155ZM154 35V36H155ZM169 35V34H168ZM180 35H184V34H181V32H180ZM210 35V34H209ZM215 35V34H214ZM218 35V34H217ZM222 35V34H221ZM224 35V34H223ZM229 35H232V33L231 34H229ZM234 35V34H233ZM232 35V36H233ZM249 35H251V33L249 34ZM3 36V35H2ZM5 36V35H4ZM34 36L36 37V38H34ZM92 36V35H91ZM130 36V35H129ZM136 36V35H135ZM140 36V35H139ZM162 36V35H161ZM170 36H171V34H170ZM192 36V35H191ZM194 36V35H193ZM198 36V35H197ZM207 36V35H206ZM206 36H205V40H206ZM220 36V35H219ZM6 37H7V35H6ZM93 37V36H92ZM105 37V36H104ZM165 37V36H164ZM181 37V36H180ZM186 37V36H185ZM187 37H189L190 38V36L188 35ZM195 37V36H194ZM211 37H213V36H211ZM218 37V36H217ZM234 37V36H233ZM233 37H231V39L233 38ZM240 37H241V35H240ZM251 37H252V35H251ZM253 37H255V36H253ZM57 38V37H56ZM64 38V37H63ZM106 38V37H105ZM148 38V37H147ZM155 38V37H154ZM175 38V37H174ZM182 38V37H181ZM180 38V39H181ZM198 38H200V36L198 37ZM215 38H216V36H215ZM219 38V37H218ZM217 38V39H218ZM229 38V37H228ZM67 39H68V37H67ZM144 40V38H141V40ZM151 39V38H150ZM149 39V40H150ZM172 39V38H171ZM212 39V38H211ZM220 39V38H219ZM251 39V38H250ZM255 39V38H254ZM72 40V39H71ZM87 40V39H86ZM134 40V39H133ZM142 40V41H143ZM164 40H166L165 38H164ZM179 40V39H178ZM191 40V39H190ZM196 40V39H195ZM204 40V39H203ZM209 40H210V38H209ZM212 40H214V39H212ZM221 40V39H220ZM222 40H224V39H222ZM227 40V39H226ZM235 40V39H234ZM239 40V38L238 39H236V42ZM244 40V39H243ZM252 40V39H251ZM46 41V40H45ZM44 41V42H45ZM52 41V40H51ZM61 41V40H60ZM69 41V40H68ZM74 41V40H73ZM78 41V40H77ZM105 41V40H104ZM137 41V40H136ZM140 41V40H139ZM156 41V40H155ZM163 41V40H162ZM180 41V40H179ZM178 41V42H179ZM185 41V40H184ZM230 41H232V40H230ZM43 42V43H44ZM70 42V41H69ZM166 42V41H165ZM180 42H183V39H182V41H180ZM187 42V41H186ZM188 42H189V40H188ZM200 42V41H199ZM219 42H222V41H219ZM218 42V43H219ZM229 42V41H228ZM240 42H242V41H240ZM247 42H248V40H247ZM252 42V41H251ZM262 42V41H261ZM22 43V42H21ZM74 43V42H73ZM87 43V42H86ZM135 43V42H134ZM162 43V42H161ZM168 43V42H167ZM172 43V42H171ZM185 43V42H184ZM255 43V42H254ZM257 43V42H256ZM263 43V42H262ZM42 44V43H41ZM46 44V43H45ZM79 44V43H78ZM91 44V43H90ZM181 44H183V43H181ZM186 44V43H185ZM188 44V43H187ZM191 44H195V43H193V42H191L190 43V45ZM217 44V43H216ZM215 44V45H216ZM220 44V43H219ZM226 44V43H225ZM228 44V43H227ZM233 44H235V42L234 43H232V45ZM261 44V43H260ZM26 45V46H27ZM71 45V44H70ZM74 45V44H73ZM115 45H116V43H115ZM135 45V44H134ZM133 45V46H134ZM154 45V44H153ZM178 45H180V44H178ZM202 43H198V44H195V45H193V46H191L190 48H189V52H190V55L191 56H194L193 58H192V62H196V61H198V60H201L202 58H201V56L202 55H204V54H206V52L205 51H212L211 49H205V47L203 48L202 46ZM224 45V44H223ZM236 45V44H235ZM242 45H244V43H242ZM246 45V44H245ZM263 45H264V43H263ZM22 46V45H21ZM69 46V45H68ZM140 46H141V44H140ZM150 46V45H149ZM166 46V45H165ZM173 46V45H172ZM177 46V45H176ZM185 46V45H184ZM211 46V45H210ZM217 46V45H216ZM231 46V45H230ZM252 46V45H251ZM261 46H262V44H261ZM70 47V46H69ZM85 47V46H84ZM90 47V46H89ZM135 47V46H134ZM195 47V48H194ZM218 47V46H217ZM222 47V46H221ZM228 47V46H227ZM236 46H234L233 48H235ZM237 47H238V45H237ZM247 47V46H246ZM133 48V47H132ZM152 48V47H151ZM162 48V47H161ZM172 48V47H171ZM182 48V47H181ZM208 48V47H207ZM211 48V47H210ZM214 48V47H213ZM216 48V47H215ZM223 48V47H222ZM244 48V47H243ZM252 48V47H251ZM260 48V47H259ZM262 48V47H261ZM264 48V47H263ZM34 49H35V47H34ZM37 49V48H36ZM150 49V48H149ZM175 49V48H174ZM177 49V48H176ZM186 49V48H185ZM218 49H219V47H218ZM230 49V48H229ZM246 49V48H245ZM253 49V48H252ZM162 50V49H161ZM171 50V49H170ZM173 50V49H172ZM188 50V49H187ZM186 50V51H187ZM241 50V49H240ZM246 50H248V49H246ZM255 50V49H254ZM153 51V50H152ZM156 51V50H155ZM176 51V50H175ZM207 51V52H208ZM228 51V50H227ZM242 51H244V50H242ZM249 51V50H248ZM22 52H24V51H22ZM161 52V51H160ZM172 52V51H171ZM189 52H186V53H189ZM230 52V51H229ZM261 52V51H260ZM259 52V53H260ZM263 52V51H262ZM178 53V52H177ZM180 53V52H179ZM212 53H214L213 51H212ZM264 53V52H263ZM161 54H163V53H161ZM172 54V53H171ZM226 54V53H225ZM233 54V53H232ZM245 54V53H244ZM252 54V53H251ZM185 55H189V54H185ZM164 56V55H163ZM173 56V55H172ZM213 56V55H212ZM211 56V57H212ZM247 56V55H246ZM258 56V55H257ZM177 57H179V56H177ZM204 57V56H203ZM243 57V56H242ZM262 57V56H261ZM186 58V57H185ZM201 58V59H200ZM205 58V57H204ZM213 58H214V56H213ZM231 58V57H230ZM246 58V57H245ZM257 58V57H256ZM194 59V60H193ZM208 59V58H207ZM211 59V58H210ZM209 59V60H210ZM218 59V58H217ZM234 59V58H233ZM247 59V58H246ZM261 59H263V58H261ZM261 59H259V60H261ZM169 60V59H168ZM231 60V59H230ZM242 60V59H241ZM249 60H251V59H249ZM258 60V59H257ZM203 61V60H202ZM222 61V60H221ZM233 61V60H232ZM242 61H244V60H242ZM247 61H248V59H247ZM246 60H245V62H247ZM254 61H255V59H254ZM261 61H263V60H261ZM260 61V62H261ZM177 62V61H176ZM200 62V61H199ZM208 62V61H207ZM225 62V61H224ZM230 62V61H229ZM259 62V61H258ZM260 62H259V64H260ZM201 63V62H200ZM199 63V64H200ZM226 63H228V62H226ZM237 63V62H236ZM248 63H250V61L248 62ZM247 63V64H248ZM253 63V62H252ZM192 64V63H191ZM196 65H197V63H195ZM198 64V65H199ZM215 64V63H214ZM213 64V65H214ZM229 64V63H228ZM231 64V63H230ZM246 64V63H245ZM247 64H246V66H247ZM256 64H257V62H256ZM256 64H254L255 66H256ZM262 64V63H261ZM264 64V63H263ZM193 65V64H192ZM202 65V64H201ZM224 66H225V64H223ZM239 65V64H238ZM237 65V66H238ZM241 65V64H240ZM253 65V66H254ZM258 65V64H257ZM202 66H204V65H202ZM235 66V65H234ZM243 66V65H242ZM246 66H245V69H246ZM248 66H250L249 64H248ZM259 66V65H258ZM208 67V66H207ZM216 67V66H215ZM226 67V66H225ZM263 67V66H262ZM261 67V68H262ZM194 68H195V65H194ZM234 68H236V67H234ZM238 68V67H237ZM259 68V67H258ZM65 69V68H64ZM63 69V70H64ZM214 69V68H213ZM212 69V70H213ZM239 69V68H238ZM240 69H241V67H240ZM248 70H249V68H247ZM250 69H251V67H250ZM260 69V68H259ZM62 70V72H65V70L63 71ZM68 70V69H67ZM72 69H70L69 71H71ZM195 70V69H194ZM242 70H243V68H242ZM261 70V69H260ZM259 70V71H260ZM264 70V69H263ZM245 71V70H244ZM247 71V70H246ZM245 71V72H246ZM250 71V70H249ZM67 72V71H66ZM65 72V73H66ZM72 72V71H71ZM71 72H69L70 74L69 75H75V77L74 78H76V74H77V72L78 71H75L76 73L74 74V73H72L71 74ZM208 72V71H207ZM214 72V71H213ZM212 72V73H213ZM226 72H227V70H226ZM243 72V71H242ZM252 72H253V70H252ZM263 72V71H262ZM54 73V72H53ZM210 73V72H209ZM230 73V72H229ZM244 73V72H243ZM242 73V74H243ZM250 73V72H249ZM260 72H257V70L255 71V74H257L259 77H260V75L261 74H263V73H260ZM59 74V73H58ZM66 74H68V73H66ZM78 74H79V72H78ZM238 74V73H237ZM252 74V73H251ZM56 75V74H55ZM61 75V74H60ZM63 75H65V74H63ZM62 75V77H66V76H63ZM68 75V76H69ZM80 75H82V73H80L79 74V76ZM85 75H87V74H85ZM57 76V75H56ZM79 76H77V78L79 77ZM248 76V75H247ZM253 76H254V74H253ZM58 77V76H57ZM72 77V78H73ZM84 77H86V76H84ZM84 77H82L81 76V79H80V77L78 78V79H80V82H83L84 84H87V83H89L88 81H90V80H88V78H86L87 79V83H86V80H85V78ZM88 77H90V76H88ZM92 77H95V76H92ZM228 77V76H227ZM230 77V76H229ZM237 77V76H236ZM257 77V76H256ZM258 77V78H259ZM261 77H263V76H261ZM60 78H61V76H60ZM70 79V77H67L66 78V80L65 81H67V79ZM82 78H83V81H81L82 80ZM95 78H97V77H95ZM95 78H93L94 79V81H96V79ZM104 78V77H103ZM232 78V76L230 77V79ZM249 78V77H248ZM251 78V77H250ZM78 79H76V80H74V81H76V82H74L73 80H68V81H71V82H74L75 84L77 83V80ZM98 79H99V77H98ZM101 79V82H103V79L102 78H100ZM100 79H99V81H100ZM105 79H106V77H105ZM104 79V80H105ZM110 79V78H109ZM234 79H236V78H234ZM59 80V79H58ZM62 80V79H61ZM84 80H85V82H84ZM108 80V79H107ZM93 81V80H92ZM91 81V82H92ZM106 81V80H105ZM64 82V81H63ZM90 82V84H91V86H92V83ZM60 83V82H59ZM83 83H82V85L80 84V83H78V85H80V87L82 88H77L79 91L81 90V93L79 92V91H77L78 93H75V91H74V93H73V91H71V92H69V90L70 89H72V84L70 85L71 86V88L68 90V92H69V94L68 93H66V91L64 92V88H63V94L62 95H72V94H77L76 95V102H75V104L74 105H76V109L78 110V109H80V111H82V115H83V119H82V121H84V120H86L88 117H89V115L91 116V117H89V119H90V121H93V120H91V119H93L92 117L93 116H100V115H102V117H103V115H107V113L103 110V106L100 104V103H98L97 101H94V100H96L97 99V97H96V99H94V97L95 96H92L94 93H101V92H103V88H102V86L100 87V88H102V90L98 87V83H95V84H97V85H95V86H92V87H95V89L93 88H91L92 90H89L88 89V86L90 85V84H88V86L86 87L87 88V90L85 89V87H83ZM93 83V84H94ZM64 84V83H63ZM68 84V83H67ZM66 84V85H67ZM102 83H100V85H101ZM102 85H104V84H102ZM17 86V85H16ZM74 86V85H73ZM85 86V85H84ZM97 86V87H96ZM106 86V85H105ZM63 87V86H62ZM66 87V86H65ZM74 87H76V86H74ZM22 88V87H21ZM90 88V87H89ZM105 88V87H104ZM13 89V88H12ZM68 89V88H67ZM76 89V88H75ZM107 89V88H106ZM109 90V89H108ZM106 91V90H105ZM113 92V91H112ZM93 93V94H92ZM256 93V92H255ZM258 93V92H257ZM102 94H104V92L103 93H101L100 95H102ZM106 94H108V93H106ZM259 94H261L262 96H264V90L263 91H260L259 92ZM55 95V94H54ZM57 95V94H56ZM89 95H91L92 96V98L94 99V100H91V98H90V96ZM99 95V94H98ZM97 95V96H98ZM119 96H120V94H119ZM104 97V96H103ZM64 98V97H63ZM62 98V101L66 98H64L63 99ZM3 99V98H2ZM6 99V98H5ZM17 99V98H16ZM73 100V98H70V100ZM75 99V98H74ZM102 99V98H101ZM8 100V99H7ZM23 100V99H22ZM44 101H45V103H44ZM43 102H42V107H40L41 109L42 108H45V107H47V101L46 100H44ZM49 101V100H48ZM52 101V100H51ZM60 101H61V98H60ZM59 102V101H58ZM64 102V101H63ZM68 102V101H67ZM3 103H4V100H3ZM52 103V102H51ZM55 103V102H54ZM58 104V103H57ZM57 104L55 105V106H57ZM62 104V103H61ZM70 104V102L69 103H67V104H65L64 106L66 107V106H68ZM104 104V103H103ZM109 104V103H108ZM5 105V104H4ZM22 105V104H21ZM73 105V106H74ZM131 105V104H130ZM29 106H30V103H29ZM50 106V105H49ZM54 105H53V107H55ZM70 106V105H69ZM116 106V105H115ZM59 107V106H58ZM72 107V106H71ZM111 107V106H110ZM127 107V106H126ZM28 108V107H27ZM51 108V107H50ZM49 108V109H50ZM67 108V107H66ZM66 108H64L65 109V111H67V109ZM109 108V107H108ZM169 108V107H168ZM15 109V108H14ZM21 109V108H20ZM24 109V108H23ZM40 109V110H41ZM54 109V108H53ZM114 109H115V107H114ZM22 110V109H21ZM20 110V112H22L23 113V111H21ZM32 110V109H31ZM47 110V109H46ZM45 110V114L46 113H48L46 116H47V118L48 117H51V115L49 114V112H51L52 113V111H46ZM73 110V109H72ZM71 110V111H72ZM76 110V111H77ZM4 111V110H3ZM17 111H19V110H17ZM25 111H26V109H25ZM24 111V112H25ZM38 111V110H37ZM43 111V110H42ZM55 111H56V108H55ZM61 111H62V109H61ZM75 111V112H76ZM80 111L79 112H77V115L80 117V115L79 114H81L80 113ZM114 111V110H113ZM15 112H16V110H15ZM19 112V113H20ZM27 112V111H26ZM34 112V111H33ZM62 112H64V111H62ZM73 112V111H72ZM2 113V112H1ZM1 113H0V116H1ZM4 113V112H3ZM2 113V114H3ZM5 113H7V112H5ZM19 113H14V114H7L5 117L3 116V117H0V197H6V198H3V199H6V201H4V205H5V202H6V204L7 205H5L4 207H5V209L0 205V212H2V208L6 211V209L8 210V212L9 211H13V212H15L16 211V213H12V212H9V213H12V214H15V217L17 216V219H16V221L14 222V220L13 221H9L8 219H6V217L7 216H3V214H2V219H0V229L3 231L4 230V228H5V230H7V232L6 231H3L2 233H0V245L2 246L1 248H0V250L1 251H5L4 253H6V255H7V253H9V252H7L11 247L12 248H19L20 250H22L23 252H22V254L24 253V254H26V256H28V259H26V261H23L24 260V258H22L23 260H21V257H17L16 255V257L17 258H15V256L13 255V253H14V251H15V249H13V250H9V251H13L11 254L13 255V257L14 258H12L10 255V257H11V259H17L18 260V258H20L19 260H21V262H24V264H29V261L31 262V263H35V261H37V258H38V256L40 255L41 256V254H45V256L46 257H48L47 255H49L50 254V251L51 250H53L54 251V249L53 248H58L59 250H58V252H60L61 254H63L62 252H64V251H66V249H68V247H67V245L71 242H69V239H70V236L71 235H69L68 233L69 232H71V229L69 230V232L68 231H63V229H65L66 230V228H65V226L66 227H68V228H71L70 226H73V225H70V222H71V220L70 219H68L67 218V215H71L72 217H76L75 218V220L77 219V218H81V217H83V218H91L90 220H92V218H94V219H96V220H100V221H96V223L98 222V226H99V222L100 223H103V224H106L108 227L107 228H112L113 226H120V225H122V223L124 224V223H127L126 224V226L128 227L127 229H131L132 231V233H130V234H132L133 235V237L128 233H126V235H122L123 237H125V236H128L127 237V241H128V239H130V243H131V238H137L138 237V235L137 234H139V232L138 233H136V231H135V229L136 228H138L137 227V225H139V227H141L140 225H142V229H143V226H144V228H145V230H146V227L147 226H145L146 224H147V222H148V220L149 219H147V218H145V217H143V219L145 218V220H140L142 217L137 213V212H140V211H138V210H142L143 208H145L146 207V204L148 203V202H146V203H142L140 200L141 199H139L140 198V195L138 194L139 192L140 193H142V196H144V194H143V192H141V190H139L138 189V187H136V186H133L132 185V183L130 184V183H126V182H122V180L120 181V180H118V179H116V178H114V177H109L108 175H107V173L106 172H103V169L101 170V169H96V167L98 166V165H94L95 163L96 164H101L102 166H101V168L104 166L105 167V165L107 164V162L109 161H107V158L109 157H105L104 156V154L103 153H97V155H96V153H94L95 151H98L99 152V149H100V147L98 148V149H96L97 148V146H99V144H101V143H99L98 145H95L96 146V148H94L93 150H95V151H90L91 149H86V150H88V151H86V150H84L83 149V147L84 148H86V146L89 148V145H90V147L92 148V145L90 144V143H88L87 142V139H85V136H84V141L82 142V140H83V137H81V135H80V140L79 141H77V142H75V140L77 139V137H79V136H77V137H75L74 135V133L72 132H70V131H68V127H67V130H66V128H65V130L67 131V133L68 132H70L71 133V136H70V134L68 133V135L67 136H70L71 138H76V139H73L74 140V144H77V143H79V144H82L83 145V143H84V145L82 146V148L81 149H83L84 151H80V150H78V152H80V153H78L77 151L73 154V152L75 151V150H77V149H79V148H77L76 149V146L78 147V145L79 144H77V145H75V150H73V146H72V142H73V140H71V138L70 139H68V138H64L63 136H62V134H65V132L63 133V131L62 132H60L61 131V128H59L58 130H57V128H58V126L60 125V124H58V126H56L57 125V121H53V124L56 126V127H54V126H49V125H47V126H44L45 127V129H46V132H49V133H43L41 130H39L40 129V125H38L39 126V129H37L36 127L35 128H33L32 126H28L29 125V123L27 124V123H25L24 121H23V123L25 124V125H22L21 123L19 124V121H20V119H21V117L23 116V115H21V117H20V119H19V121H18V123H17V120H18V116L16 115V114H19ZM21 113V114H22ZM55 113V112H54ZM86 113V115H84ZM176 113V112H175ZM40 114V113H39ZM38 114V118H40L39 116H41L43 113H41V115H39ZM45 114H43V116L45 115ZM57 114V113H56ZM55 114V115H56ZM89 114V115H88ZM112 114V113H111ZM29 115H31V114H29ZM71 115V117H72V114H69V116ZM74 115V114H73ZM88 115V116H87ZM93 115V116H92ZM26 116H27V114H26ZM64 116V115H63ZM75 116H76V114H75ZM87 116V117H86ZM108 116V115H107ZM112 116V115H111ZM36 117V116H35ZM45 117V116H44ZM54 117V116H53ZM57 117V116H56ZM74 117V116H73ZM84 117H85V119H84ZM114 117V116H113ZM37 118V119H38ZM46 118V117H45ZM63 118V117H62ZM67 118V117H66ZM76 118V117H75ZM81 118V117H80ZM96 118V117H95ZM26 119V118H25ZM24 119V120H25ZM43 119V118H42ZM41 118H40V120H42ZM54 119H56V118H54ZM60 119V118H59ZM58 119V120H59ZM97 120L98 119H100V118H96ZM96 119H94V123L96 122ZM108 119V121L111 119V117H107L106 118V120ZM134 119H136V118H134ZM23 120V119H22ZM26 120H28V119H26ZM25 120V121H26ZM34 122H37V120L36 119H32ZM48 120V119H47ZM53 120V119H52ZM52 120H51V122H47L46 120H45V123L46 124H48V123H52ZM63 120H65L64 118H63ZM75 120V119H74ZM73 120V122H75ZM77 120V119H76ZM105 120V121H106ZM137 120V119H136ZM142 120V119H141ZM29 121V120H28ZM59 121H61V120H59ZM58 121V122H59ZM69 121H70V119H69ZM68 121V122H69ZM82 121H80L79 120V122H81L82 123ZM87 121V120H86ZM104 121V120H103ZM108 121L106 122V123H108ZM111 121V120H110ZM119 121V120H118ZM129 121V120H128ZM195 121V120H194ZM31 122V121H30ZM34 122H33V125H34ZM43 122H44V119H43ZM71 122V121H70ZM69 122V123H70ZM78 122V121H77ZM101 122V121H100ZM114 122H116V120L115 121H113V123ZM122 122V121H121ZM125 122V121H124ZM124 122H123V124H124ZM162 122V121H161ZM45 123H44V125H45ZM61 123V125L63 126L64 124H62L63 122H60ZM67 123V122H66ZM69 123H67V124H69ZM76 123V122H75ZM86 122H84V125H86L85 124ZM99 123V122H98ZM104 123V122H103ZM113 123H111L110 122V124H109V126H111V129H116L115 131H119L117 128H115L113 125H115V124H113ZM129 123V122H128ZM31 124V123H30ZM39 124H42L41 123V121L39 122ZM66 124V125H67ZM71 124H72V122H71ZM70 124V125H71ZM78 124V123H77ZM93 124V123H92ZM113 124V125H112ZM117 124V123H116ZM121 124V123H120ZM122 124V125H123ZM127 124V123H126ZM161 124V123H160ZM51 125V124H50ZM69 125V128H71V130H73L72 129V127ZM76 125V124H75ZM79 125V124H78ZM94 125V124H93ZM99 125V124H98ZM107 125L108 124H106V127H107ZM125 125V124H124ZM134 125V124H133ZM164 125V124H163ZM24 126V127H23ZM28 126V127H27ZM36 126H37V124H36ZM37 126V127H38ZM43 126V125H42ZM41 126V127H42ZM80 126V125H79ZM81 126H82V124H81ZM81 126L79 127V128H81ZM90 126V125H89ZM103 126V125H102ZM105 126V125H104ZM112 126H113V128H112ZM120 126V125H119ZM126 126V125H125ZM124 126V127H125ZM44 127H42V129L44 128ZM52 127H54L55 128V130H53V128ZM61 127V126H60ZM64 127H65V125H64ZM76 127L77 126H75V128H74V130H76ZM83 127V126H82ZM101 127V126H100ZM116 127H118V125L116 126ZM123 127V126H122ZM128 127V126H127ZM135 127V126H134ZM166 127V126H165ZM86 126H85V130H86ZM92 129H94L93 127H91ZM90 128V129H91ZM99 128V127H98ZM104 128V127H103ZM120 128V127H119ZM130 128V127H129ZM136 128V127H135ZM134 128V129H135ZM158 128V127H157ZM62 129H64L63 127H62ZM89 129V130H90ZM105 129H107V128H105ZM109 129V128H108ZM113 129V130H114ZM122 129V128H121ZM138 129V128H137ZM144 129V128H143ZM204 129V128H203ZM44 130V129H43ZM64 130V131H65ZM70 130V129H69ZM78 130V129H77ZM80 130V129H79ZM84 130V129H83ZM88 130V129H87ZM94 130H96V128L94 129ZM113 130H111V131H113ZM124 130V129H123ZM150 130V129H149ZM200 130V129H199ZM81 131V130H80ZM98 131V130H97ZM103 131H105V130H102L101 132H103ZM108 131V130H107ZM106 131V132H107ZM122 131V130H121ZM83 132V131H82ZM85 132V131H84ZM96 132V131H95ZM100 132V133H101ZM155 132V131H154ZM66 133V134H67ZM75 133L77 134V132L75 131ZM87 133H89V131L88 132H86V134ZM100 133H97V134H99L100 135ZM108 134H109V131L107 132ZM106 133V134H107ZM111 133V132H110ZM119 133H120V131H119ZM118 132H117V134H119ZM156 133V132H155ZM47 134V137H45V135ZM72 134H74V135H72ZM89 134H91V133H89ZM93 134V133H92ZM117 134L115 135V139L117 138H119V137H123L122 135L120 136V134H119V136L118 137H116L117 136ZM122 134H123V132H122ZM125 134H126V132H125ZM82 135H84V133L82 134ZM95 135V134H94ZM94 135H93V137H94ZM144 135V134H143ZM158 135V134H157ZM66 136V135H65ZM96 136V135H95ZM104 136V135H103ZM114 136V135H113ZM126 137H129V136H127V135H125ZM125 136H124V138L123 139H125ZM88 136H86V138H87ZM91 138H93L92 136H90ZM99 137V136H98ZM110 137H111V135H110ZM208 137V136H207ZM82 138V139H81ZM89 138V137H88ZM153 138V137H152ZM157 138V137H156ZM161 138V137H160ZM65 139H67V140H70V141H66ZM95 139H97L96 137H95ZM99 139V138H98ZM103 139V138H102ZM109 139V138H108ZM121 139V138H120ZM120 139H118L119 141H116V142H118L120 145L122 144V142H123V140H120ZM135 139V138H134ZM150 139V138H149ZM148 138H147V140H149ZM171 139V138H170ZM94 140V139H93ZM101 140V139H100ZM113 140V139H112ZM111 140V141H112ZM126 140H127V138L125 139V142H126ZM128 140H129V138H128ZM138 140V139H137ZM48 141H49V143H48ZM72 141V142H71ZM86 141V142H85ZM101 141H103V140H101ZM105 142L104 143H106V142H109V141H106V140H104ZM115 141V140H114ZM114 141H112V143L114 144H112L113 145V148H111V149H113V150H115V152L117 151V153H118V151L119 150H117V148L119 147H117L116 146V144L117 143H114ZM120 141H121V143H120ZM159 141V140H158ZM174 141V140H173ZM184 141V140H183ZM45 142H47L45 145H44V143ZM68 144H67V143ZM81 142V143H80ZM89 142H92L91 140L89 141ZM124 142V143H125ZM136 142V141H135ZM140 141H138V143H139ZM143 142V141H142ZM150 142V141H149ZM152 142V141H151ZM165 142V141H164ZM171 142V141H170ZM185 142V141H184ZM187 142V141H186ZM69 143H72L71 144V146H70V144ZM89 144V145H86V144ZM104 143H102L103 145H104ZM111 143V142H110ZM128 143V142H127ZM141 143V142H140ZM41 144H43V145H41ZM73 144V145H74ZM94 144V143H93ZM101 144V145H102ZM118 144V145H119ZM129 144H131L130 143V141H129ZM129 144H124L125 146H127V145H129ZM155 144V143H154ZM157 144H159V143H157ZM86 145V146H85ZM156 145V144H155ZM154 145V146H155ZM161 145H163V144H161ZM184 145V144H183ZM42 146V147H41ZM94 146V145H93ZM115 146L117 147L116 149H114L115 148ZM124 146V147H125ZM140 146V145H139ZM142 146H143V143H142ZM150 146V145H149ZM154 146H152V147H154ZM191 147H192V145H190ZM80 147V146H79ZM123 146L121 147L120 146V148H124ZM129 147V149H131L130 147L131 146H128ZM138 147V146H137ZM167 147V146H166ZM171 147V146H170ZM185 147V146H184ZM183 147V148H184ZM109 148V147H108ZM126 148V147H125ZM125 148H124V150H125ZM156 148H159V146L158 147H156ZM178 148V147H177ZM187 148V147H186ZM205 148V147H204ZM105 149V148H104ZM110 149V148H109ZM127 149V148H126ZM134 148L132 147V150H133ZM137 149V148H136ZM166 149V148H165ZM195 149V148H194ZM197 149V148H196ZM199 149V148H198ZM209 149V148H208ZM71 150H73V152L71 151ZM101 150V149H100ZM123 150V149H122ZM128 150V149H127ZM135 150V149H134ZM151 150H153V149H151ZM150 150V151H151ZM177 150V149H176ZM184 150V149H183ZM192 150V149H191ZM201 150V149H200ZM204 150V149H203ZM90 151V152H89ZM103 151V150H102ZM105 151V150H104ZM107 151V150H106ZM110 151V150H109ZM108 151V152H109ZM131 151V150H130ZM139 151V150H138ZM141 151V150H140ZM155 151V150H154ZM157 151V150H156ZM160 150H158L157 152H159ZM196 151V150H195ZM207 151V150H206ZM83 152V153H82ZM108 152H104V153H107L108 154ZM112 152V151H111ZM110 152V153H111ZM120 152V151H119ZM123 152H125V151H123ZM122 152V153H123ZM142 152H144V151H142ZM165 152V151H164ZM172 152H174L175 153V151H172ZM177 152V151H176ZM184 152V151H183ZM199 152V151H198ZM82 153V154H81ZM188 153H191L190 151L188 152ZM214 153V152H213ZM76 154H80V155H78V156H76ZM101 154V155H100ZM134 154V153H133ZM146 154V153H145ZM172 154V153H171ZM178 154V153H177ZM180 154V153H179ZM82 155V156H81ZM103 155V156H102ZM109 155V154H108ZM114 155V154H113ZM112 155V156H113ZM117 155V154H116ZM119 155H120V153H119ZM124 155H125V153H124ZM129 155H131V153L129 154ZM135 155V154H134ZM134 155H132L133 157H134ZM141 155V154H140ZM148 155V154H147ZM205 156H206V154H204ZM209 155V154H208ZM100 156H102V157H105L106 159H105V162H106V164L104 165V164H102L101 162H102V158L100 159ZM111 156V157H112ZM118 156V155H117ZM153 156V155H152ZM176 156V155H175ZM184 156V155H183ZM217 156V155H216ZM81 157V158H80ZM98 157H99V160H101V162L100 161H98V163H97V160H98ZM110 157V158H111ZM120 157L121 158H123V154H122V156L120 155ZM119 156H118V159L115 157H113L115 160H116V162L119 160L120 161V158ZM138 157V156H137ZM140 157V156H139ZM155 157V156H154ZM208 157V156H207ZM215 157V156H214ZM78 158H80V159H78ZM95 158H96V160H95ZM127 158V157H126ZM125 158V160L124 159H121V160H123V161H127L128 159H126ZM128 158H130V157H128ZM135 158V157H134ZM149 158V157H148ZM147 158V159H148ZM153 158V157H152ZM159 158V157H158ZM160 158H162V157H160ZM168 158L170 159V157L168 156ZM167 158V159H168ZM172 158L173 157H171V161H172ZM191 158V157H190ZM200 158V157H199ZM208 158H210V157H208ZM114 159H112V160H114ZM138 159V158H137ZM142 159V158H141ZM141 159H139V162L141 163ZM147 159L145 160L146 161V163H147ZM175 159V158H174ZM195 159V158H194ZM111 159H110V161L109 162H111L112 161ZM153 160V159H152ZM161 160V159H160ZM165 160V159H164ZM178 160H179V158H178ZM189 160V159H188ZM118 161V163H121V162H119ZM144 161V160H143ZM144 161V162H145ZM156 161V160H155ZM167 161V160H166ZM165 161V162H166ZM184 161V160H183ZM186 161V160H185ZM200 161V160H199ZM209 161V160H208ZM113 162V161H112ZM129 162H131L130 160H129ZM128 162V163H129ZM151 162V161H150ZM161 161H159V163H160ZM169 162H170V160H169ZM178 162V161H177ZM198 162V161H197ZM197 162H196V164H197ZM207 162V161H206ZM94 163V164H93ZM132 163V162H131ZM181 163H183V162H181ZM209 163V162H208ZM207 163V164H208ZM211 163V162H210ZM213 163H214V161H213ZM94 165V167H93V165ZM113 164V163H112ZM122 164L124 165V163L122 162ZM126 164V163H125ZM201 164V163H200ZM108 165V164H107ZM106 165V166H107ZM114 166H117V168H119L118 170H120V166L119 165H116V164H113ZM112 165V166H113ZM121 165V164H120ZM133 165V164H132ZM139 165V164H138ZM137 165V166H138ZM150 165H151V163H150ZM156 165V164H155ZM161 165V164H160ZM164 165V164H163ZM167 165V164H166ZM166 165L164 166V167H166ZM188 165V164H187ZM191 165V164H190ZM204 165V164H203ZM214 165V164H213ZM112 166H111V168L110 169H112ZM125 166V165H124ZM127 166V165H126ZM125 166V167H126ZM128 166L130 167V164H128ZM140 166V165H139ZM138 166V167H139ZM142 166V165H141ZM144 166H146L145 164H144ZM144 166H143V169H146L147 167H145L144 168ZM171 166V165H170ZM194 166H196V165H194ZM193 166V167H194ZM199 166V165H198ZM123 166H121V169H127L128 170V168L126 167V168H122ZM134 167H135V165H134ZM152 167V166H151ZM161 167H162V165H161ZM168 167V166H167ZM179 167V166H178ZM184 167V166H183ZM213 167V166H212ZM95 168V169H94ZM117 168H116V171H117ZM132 167H130V169H131ZM140 168V167H139ZM186 168V167H185ZM184 168V169H185ZM190 168V167H189ZM197 168V167H196ZM106 169V168H105ZM113 169H114V171H115V168L113 167ZM112 169V170H113ZM129 169V170H130ZM135 169V168H134ZM142 169V168H141ZM161 169V168H160ZM171 169V168H170ZM173 169V168H172ZM176 169V168H175ZM179 169V168H178ZM181 169H183L182 168V166H181ZM202 169V168H201ZM206 169V168H205ZM136 170H137V167H136ZM148 170V169H147ZM180 170V169H179ZM192 170V169H191ZM203 170H204V168H203ZM208 170V169H207ZM210 170V169H209ZM106 171V170H105ZM111 171V170H110ZM132 171V170H131ZM172 171V170H171ZM175 171V170H174ZM173 171V172H174ZM180 171H182V170H180ZM186 171V170H185ZM189 171V170H188ZM194 171V170H193ZM197 171V170H196ZM202 171V170H201ZM206 171V170H205ZM219 171V170H218ZM113 172V171H112ZM119 173L120 172H123V171H118ZM127 172V171H126ZM129 172V171H128ZM133 172V171H132ZM148 172V171H147ZM159 172V171H158ZM161 172V171H160ZM164 172V171H163ZM168 172V171H167ZM198 172V171H197ZM203 172V171H202ZM210 172V171H209ZM212 172H213V170H212ZM236 172V171H235ZM106 173V174H105ZM115 173V172H114ZM113 173V174H114ZM118 173V174H119ZM134 173V172H133ZM136 173V172H135ZM166 173V172H165ZM187 173V172H186ZM200 173V172H199ZM205 173V172H204ZM111 174V173H110ZM113 174H111V175H113ZM115 174H117V173H115ZM120 174H122V173H120ZM123 174H125V173H123ZM123 174H122V177H123ZM131 174V173H130ZM140 174V173H139ZM153 174V173H152ZM155 174V173H154ZM160 174V173H159ZM174 174V173H173ZM183 174V173H182ZM208 174V173H207ZM214 174V173H213ZM217 174V173H216ZM215 174V175H216ZM227 174V173H226ZM135 175H137V174H135ZM143 175H144V173H143ZM158 175V174H157ZM156 175V176H157ZM161 175V174H160ZM159 175V176H160ZM168 175V174H167ZM185 175V174H184ZM187 175V174H186ZM192 175V174H191ZM194 175V174H193ZM202 175V174H201ZM200 175V176H201ZM205 175H206V173H205ZM114 176V175H113ZM118 176V175H117ZM120 176V175H119ZM128 176V175H127ZM171 176H173V175H171ZM197 176H199V175H197ZM203 176V175H202ZM216 176H218V174L216 175ZM231 176V175H230ZM229 176V177H230ZM256 176V175H255ZM260 176V175H259ZM131 177V176H130ZM153 177V176H152ZM161 177V176H160ZM165 177V176H164ZM170 177V176H169ZM174 177H176V176H174ZM179 177V176H178ZM194 177V176H193ZM206 177V176H205ZM222 177V176H221ZM233 177V176H232ZM254 177V176H253ZM125 178V177H124ZM147 178V177H146ZM166 178V177H165ZM164 178V179H165ZM198 178V177H197ZM223 178H225V177H223ZM222 178V179H223ZM226 178H228V177H226ZM225 178V179H226ZM236 178H237V176H236ZM121 179V178H120ZM123 179V178H122ZM169 179V178H168ZM178 179H181V178H178ZM178 179H176L177 180V182H178ZM209 179V178H208ZM217 179V178H216ZM259 179V178H258ZM264 179V178H263ZM167 180V179H166ZM201 180V178H199V181ZM204 180V179H203ZM219 180V179H218ZM217 180V181H218ZM262 180V179H261ZM134 181H135V179H134ZM144 181V180H143ZM157 181V180H156ZM170 181V180H169ZM171 181H175V180H172L171 179ZM182 181V180H181ZM210 181V180H209ZM214 181H215V179H214ZM225 181L226 180H223L221 183H223L224 182V184H225ZM263 181V180H262ZM160 182H161V180H160ZM176 182V183H177ZM180 182V181H179ZM192 182V181H191ZM191 182H189V184L191 185ZM204 182V181H203ZM206 182V181H205ZM219 181H218V183H220ZM232 182V181H231ZM241 182H244V181H241ZM240 182V183H241ZM139 183V182H138ZM172 183V182H171ZM175 183V182H174ZM182 183H184V182H182ZM194 183V182H193ZM193 183H192V185H193ZM209 183V182H208ZM213 183V182H212ZM229 183V182H228ZM173 184V183H172ZM179 184V183H178ZM178 184H176V185H178ZM180 184H181V182H180ZM195 184V183H194ZM200 184V183H199ZM198 184V185H199ZM214 184V183H213ZM212 184V185H213ZM233 184V183H232ZM244 184V183H243ZM258 184V183H257ZM135 185V184H134ZM175 185V184H174ZM217 185V184H216ZM215 185V186H216ZM228 185V184H227ZM227 185H226V187H227ZM237 185V184H236ZM235 185V186H236ZM242 185V184H241ZM138 186V185H137ZM173 186V185H172ZM200 186V185H199ZM211 186V185H210ZM229 186V185H228ZM233 186V185H232ZM232 186H230V187H232ZM239 186V185H238ZM260 186V185H259ZM170 187H171V185H170ZM175 187V186H174ZM178 187V186H177ZM179 187H181V186H179ZM183 187V186H182ZM181 187V188H182ZM195 188H196V186H194ZM200 187H202V186H200ZM217 187H220L219 185L217 186ZM237 187V186H236ZM241 187H243V186H241ZM240 187V188H241ZM144 188V187H143ZM164 188V187H163ZM169 188V187H168ZM194 188V189H195ZM221 189L223 188V186L222 187H220ZM225 188V187H224ZM229 188V187H228ZM227 188V189H228ZM248 188V187H247ZM253 188V187H252ZM153 189V188H152ZM162 189V188H161ZM175 189V188H174ZM193 189V188H192ZM197 189V188H196ZM199 189V188H198ZM201 189V188H200ZM204 189V188H203ZM246 189V188H245ZM244 189V190H245ZM257 189V188H256ZM146 190V189H145ZM151 190V189H150ZM158 190H159V188H158ZM185 190V189H184ZM189 190V189H188ZM205 190V189H204ZM207 190V189H206ZM211 190V189H210ZM218 190V189H217ZM172 191V190H171ZM171 191H170V193H171ZM191 191V190H190ZM196 191H198V190H196ZM202 191V190H201ZM208 192H209V190H207ZM207 191L204 193V194H206L207 193ZM212 191V190H211ZM215 191H216V187H215ZM214 191V193H216ZM230 192H231V190H229ZM236 191V190H235ZM234 191V192H235ZM263 190H261V192H262ZM146 192V191H145ZM159 192V191H158ZM166 192H167V190H166ZM200 192V191H199ZM203 192V191H202ZM219 192H220V190H219ZM223 192V191H222ZM247 192H249L248 191V189H247ZM259 192V191H258ZM257 192V193H258ZM124 193V194H123ZM148 194H149V192H147ZM169 193V192H168ZM173 193V192H172ZM191 193V192H190ZM195 193V192H194ZM210 193V192H209ZM208 193V194H209ZM221 193V192H220ZM228 193V192H227ZM242 193H243V191H242ZM256 193V194H257ZM263 193V192H262ZM154 194H156V193H154ZM158 194V193H157ZM156 194V195H157ZM183 194V193H182ZM197 194V193H196ZM200 194V193H199ZM239 194V193H238ZM237 194V195H238ZM247 194V193H246ZM254 194V193H253ZM259 194H260V192H259ZM258 194V195H259ZM6 195V196H5ZM137 195H139V197L137 196ZM145 195H147V194H145ZM150 195H152V194H150ZM159 195V194H158ZM157 195V196H158ZM162 195V194H161ZM167 195V194H166ZM170 195V194H169ZM224 195H226V194H224ZM243 195V194H242ZM257 195V196H258ZM141 196V197H142ZM163 196V195H162ZM180 196V195H179ZM187 196H189V195H187ZM187 196H186V198H187ZM205 196V195H204ZM214 196V195H213ZM241 196V195H240ZM137 197H138V199L139 200H136L137 199ZM146 197V196H145ZM153 197V196H152ZM169 197V196H168ZM191 197V196H190ZM190 197H188V198H190ZM195 197H197V196H195ZM217 197V196H216ZM149 198H150V196H149ZM154 198V197H153ZM157 198V197H156ZM162 198V197H161ZM164 198V197H163ZM173 198V197H172ZM209 198H210V196H209ZM208 198V199H209ZM250 198V197H249ZM1 199V198H0ZM123 199H124V201L127 203V204H129V205H127L128 206V208L130 207V209L131 210H136V213L139 215L138 217L140 218V219H138V220H140V221H142V222H140V221H138V220H136V218L134 219H129V218H132V217H137V216H133L131 213H133V212H131L130 214V216H132V217H127V216H125V215H128V213L127 214H124V208H122V206H120L119 207V202H123ZM167 199V198H166ZM165 199V200H166ZM196 199V198H195ZM220 199V198H219ZM245 199V198H244ZM258 199V198H257ZM262 199V198H261ZM2 200V199H1ZM161 200V199H160ZM164 200V199H163ZM178 200V199H177ZM225 200H226V198H225ZM247 200V199H246ZM249 200V199H248ZM247 200V201H248ZM255 200H256V198H255ZM137 201V202H136ZM138 201H140L143 205L145 204V207H142V205H139L138 206ZM170 201V200H169ZM183 201V200H182ZM222 201V200H221ZM224 201V200H223ZM246 201V202H247ZM252 201H254V200H252ZM2 202V201H1ZM0 202V203H1ZM113 203V205L115 204L116 206H113V207H109V205L111 204V206H112V203ZM122 202H121V204H122ZM125 202H123V203H125ZM152 202H153V199H152ZM155 202V201H154ZM162 202V201H161ZM164 202V201H163ZM167 202V201H166ZM174 202V201H173ZM176 202V201H175ZM180 202V201H179ZM179 202H178V204H179ZM191 202H193L192 200H191ZM195 202V201H194ZM207 202V201H206ZM205 202V203H206ZM255 202V201H254ZM138 203V204H137ZM184 203V202H183ZM190 203V202H189ZM204 203V202H203ZM213 204H214V202H212ZM211 203V204H212ZM239 203V202H238ZM249 203H250V201H249ZM2 204V203H1ZM154 204V203H153ZM160 204V203H159ZM169 204V203H168ZM174 204V203H173ZM172 204V205H173ZM182 204V203H181ZM180 204V205H181ZM187 204V203H186ZM191 204V203H190ZM221 204V203H220ZM243 204V203H242ZM252 204V203H251ZM250 204V205H251ZM254 205H256L255 203H253ZM258 204V203H257ZM161 205V204H160ZM202 205V204H201ZM249 205V204H248ZM248 205L246 204V206L248 207ZM249 205V206H250ZM151 206V205H150ZM174 206V205H173ZM182 206V205H181ZM184 206V205H183ZM231 206V205H230ZM234 206V205H233ZM244 207V205H241V207ZM253 206V205H252ZM252 206H250V207H252ZM264 206V205H263ZM141 207H142V209H141ZM162 207V206H161ZM172 207V206H171ZM175 207V206H174ZM177 207V206H176ZM178 207H180L179 205H178ZM203 207H205L204 205H203ZM212 207V206H211ZM211 207H209V208H211ZM225 207V206H224ZM261 207V206H260ZM122 208V212H123V214H122V212L120 211V209ZM128 208H126V209H128ZM140 208V209H139ZM196 208V207H195ZM227 208V207H226ZM240 208V207H239ZM245 209H246V207H244ZM130 209H128V210H130ZM147 209H148V207H147ZM154 209V208H153ZM170 209V208H169ZM186 209V208H185ZM198 209V208H197ZM230 209H231V207H230ZM249 210H250V208H248ZM252 209H254L253 207H252ZM45 210V211H44ZM116 210H119L120 212V214H121V217H122V215L123 216H125V217H123V219H124V222H121L122 221V218L120 217H116L118 214L116 213L117 211ZM161 210V209H160ZM179 210V209H178ZM183 210V209H182ZM214 210V209H213ZM221 210H222V208H221ZM259 210H260V208H259ZM143 211L145 212L146 211V209H143ZM143 211H141L140 213H142ZM148 211V210H147ZM159 211V210H158ZM167 211V210H166ZM175 211V210H174ZM174 211H173V213H174ZM186 212H187V210H185ZM203 211V210H202ZM219 211V210H218ZM257 211V210H256ZM255 211V212H256ZM260 211H262L263 212V210H260ZM259 211V212H260ZM8 212H7V214H5V215H8ZM126 212V211H125ZM157 212V211H156ZM161 212V211H160ZM180 212V211H179ZM194 212V211H193ZM195 212H197V211H195ZM194 212V213H195ZM220 212V211H219ZM243 212H245V211H243ZM248 212V211H247ZM253 212V211H252ZM258 212V211H257ZM18 213V214H17ZM43 213H45L44 215L42 214V219L40 218V216H41V214ZM69 213V214H68ZM114 213H116V215H113ZM200 213V212H199ZM229 213V212H228ZM254 213V212H253ZM1 214V213H0ZM17 214V215H16ZM39 214H40V216H39ZM144 214V213H143ZM169 214V213H168ZM176 214V213H175ZM174 214V215H175ZM203 214V213H202ZM225 214V213H224ZM240 214V213H239ZM245 214V213H244ZM250 214V213H249ZM254 214H256V213H254ZM258 214V213H257ZM260 214V213H259ZM64 215L66 216V218L68 219V221H70V222H68V225H66L67 224V222H63V220L65 219V218H63L64 217ZM146 215H149V213L148 214H146ZM152 214H150L149 216H151ZM198 215V214H197ZM201 215V214H200ZM205 215V214H204ZM264 215V214H263ZM262 215V216H263ZM8 216H11V214H9ZM63 216V217H62ZM79 216V217H78ZM144 216V215H143ZM148 216V217H149ZM159 216H161V215H159ZM158 216V217H159ZM180 216H182L181 215V213H180ZM180 216H175L176 217V219H173L174 221H176V222H178V224H176V225H179L180 227H181V230L180 231H182V228H183V230H187L186 232L187 233H190L189 232V227H187L183 222H182V218L180 217ZM183 216H185V214L183 215ZM192 216V215H191ZM203 216V215H202ZM201 216V217H202ZM256 216V215H255ZM39 217V218H38ZM137 217V218H138ZM157 217V216H156ZM165 216H162V218L161 217H159V218H161V219H164V222L163 223H165V218H164ZM190 217V216H189ZM251 217V216H250ZM264 217V216H263ZM3 218H5V219H3ZM11 218V217H10ZM62 218H63V220H62ZM83 218H81V220L83 219ZM128 218V220H129V222L130 223H128V220H127V222H125L126 221V219ZM151 218V217H150ZM159 218H157V219H159ZM193 218H194V216H193ZM196 218V217H195ZM204 218V217H203ZM214 218H216V217H214ZM252 218H253V216H252ZM261 218V217H260ZM15 219V218H14ZM39 219H41V220H38ZM67 219H65L66 221H67ZM71 219H73V218H71ZM93 219V220H94ZM146 219H147V222H146ZM199 219H200V217H199ZM264 219V218H263ZM74 220V222L76 223L77 222V220H79V219H77L76 221ZM88 220V219H87ZM184 220V219H183ZM191 220H192V218H191ZM205 220V219H204ZM209 220V219H208ZM212 220V219H211ZM227 220V219H226ZM233 220V219H232ZM63 222L64 223V228L62 229V231L60 232V234H58V235H55V234H52L51 232H50V230L52 229V228H54L55 226H59V222ZM143 221H145V222H143ZM152 221V220H151ZM150 221V223L152 224L154 221H152L151 222ZM160 220H156V222L158 223ZM197 221V220H196ZM205 221H207V220H205ZM210 221V220H209ZM216 221V220H215ZM220 221V220H219ZM231 221V220H230ZM60 223V224H62V225H60V226H63V223ZM81 222V221H80ZM82 222H83V220H82ZM85 222V221H84ZM87 222H89V221H87ZM91 222H93V221H91ZM120 222H121V224H120ZM155 222V223H156ZM161 222V221H160ZM167 222V221H166ZM188 222V221H187ZM233 222V221H232ZM231 222V223H232ZM236 222V221H235ZM234 222V223H235ZM238 222V221H237ZM236 222V223H237ZM66 223V224H65ZM79 223V222H78ZM152 224V226H154V228L151 230V228L150 227H152V226H149V228L147 227V230L148 229H150V232H149V234H151V236H153L154 238H156L155 240H157V239H159L158 241H156L155 243H157V242H159V241H161L160 239H163L164 241H165V239H167V242H169L170 244H171V242L170 241H172L174 238H175V236H177L179 233H177L176 235H174V233H172L171 234V231H170V229H166L165 231H164V227H165V225L163 226V224L161 223V225L162 226H160V225H158V224ZM175 223V222H174ZM220 223H222V222H220ZM224 223V222H223ZM235 223V224H236ZM241 223V222H240ZM240 223H237V224H239V225H241ZM246 223V222H245ZM248 223V222H247ZM257 223V222H256ZM4 224H6V225H4ZM71 224H72V222H71ZM80 224V223H79ZM79 224H77V225H79ZM83 224V223H82ZM85 224V223H84ZM160 224V223H159ZM166 224V223H165ZM168 224V223H167ZM194 224V223H193ZM207 224V223H206ZM244 224V223H243ZM75 226L74 225V228L76 227H79V226ZM87 225V224H86ZM97 225L96 224H90L89 226H90V228H92V231L94 230L93 228L94 227H97ZM102 225V224H101ZM148 225H150L149 223H148ZM171 225V224H170ZM173 225V224H172ZM189 225H191V223L189 224ZM200 225V224H199ZM229 225V224H228ZM239 225H237V226H239ZM245 225V224H244ZM243 225V226H244ZM253 225V224H252ZM257 225V224H256ZM255 225V226H256ZM57 226V227H58ZM59 226V227H60ZM125 226V225H124ZM131 228H130V227ZM157 226H160V227H162V229L160 228V227H158L157 228ZM192 226V225H191ZM190 226V227H191ZM198 226V225H197ZM202 226V225H201ZM200 226V227H201ZM208 226V225H207ZM207 226H205V224H204V227H207ZM221 226V225H220ZM232 226V225H231ZM234 226V225H233ZM242 226V225H241ZM261 226V225H260ZM259 226V227H260ZM7 227V228H6ZM45 230V228L47 229L46 231V233H39V237L41 238V234H47L45 237H44V235H42V238L39 240L38 238H36L38 235H35L36 237V240L38 239V241H40L41 243H40V247H38L39 246V242L38 241H36L35 240V238H34V236H32L33 235V231H34V229H35V231L36 230H38V229H42V228ZM51 227V228H50ZM80 227H82V226H80ZM100 227V226H99ZM104 227V226H103ZM187 227V228H186ZM253 227V226H252ZM262 227V226H261ZM38 228V229H37ZM50 228V229H49ZM74 228H72L73 229V231H74ZM75 228V229H76ZM87 228V227H86ZM89 228V229H90ZM105 228V227H104ZM103 228V229H104ZM122 228V227H121ZM168 228V227H167ZM197 228V227H196ZM214 228V227H213ZM219 228V227H218ZM217 228V229H218ZM231 228V227H230ZM239 228V227H238ZM247 228V227H246ZM249 228V227H248ZM43 229L42 230H38V231H42L43 232ZM49 229V230H48ZM56 230H57V228H55ZM59 229V228H58ZM60 229H61V227H60ZM59 229V230H60ZM83 229H84V226H83ZM99 229V228H98ZM118 229V228H117ZM117 229H114V227H113V230H116L117 231ZM120 229V228H119ZM124 229H125V227H124ZM173 229V228H172ZM171 229V230H172ZM178 229V228H177ZM192 229V228H191ZM199 229V228H198ZM227 229H228V227H227ZM243 229H244V227H242L240 230H242L243 231ZM250 229V228H249ZM252 229V228H251ZM250 229V230H251ZM262 229V228H261ZM77 230V229H76ZM79 230H81V229H79ZM96 230V229H95ZM105 230H108V229H105ZM126 230V229H125ZM138 230V229H137ZM141 232H142V230L141 229H139ZM163 230V231H162ZM193 230V232H191V233H193L194 234V232H196V231H194V229H192ZM202 230H203V228H202ZM237 230V229H236ZM37 231V232H38ZM51 231H55V230H51ZM82 231V230H81ZM86 231V230H85ZM90 231H91V229H90ZM170 231V233H168ZM179 231V230H178ZM179 231V232H180ZM197 231H199V230H197ZM206 231H207V229H206ZM212 231V230H211ZM210 231V232H211ZM225 231V230H224ZM241 231V232H242ZM247 231H249V230H247ZM252 231V230H251ZM254 231V230H253ZM16 232L17 233H19L20 232V234H24L25 233V235H19V234H16ZM37 232H35V233H37ZM56 232V231H55ZM94 232V231H93ZM98 232H99V230H98ZM97 232V233H98ZM102 232H104V231H102ZM110 232V231H109ZM114 232V231H113ZM118 232V231H117ZM121 232V231H120ZM127 232V231H126ZM140 232V233H141ZM148 232V231H147ZM146 232V233H147ZM174 232V231H173ZM185 232V233H186ZM203 232V231H202ZM213 232V231H212ZM230 232V231H229ZM233 232H235V230H233ZM261 232V231H260ZM51 233V234H50ZM54 233V232H53ZM57 233V232H56ZM75 233H76V231H75ZM82 233H83V231H82ZM85 233V232H84ZM95 233V232H94ZM106 233V232H105ZM111 233V232H110ZM116 233V232H115ZM145 233V232H144ZM176 233V232H175ZM181 234H183V231L182 232H180ZM184 233V237L186 236V234ZM220 233V232H219ZM236 233V232H235ZM240 233V232H239ZM259 233V232H258ZM258 233H257V235H258ZM2 234V235H1ZM38 234V233H37ZM73 234V233H72ZM78 234V233H77ZM88 234H90V233H88ZM93 234V233H92ZM102 234V233H101ZM109 234V233H108ZM137 235V237H135L136 235ZM148 234V235H149ZM181 234H179L180 236H183V235H181ZM198 233L196 232V234H195V236H196V240H198V238H199V236H203L204 234H199V236L197 235ZM221 234V233H220ZM242 234V233H241ZM248 234V233H247ZM256 234V233H255ZM259 234H261V233H259ZM263 234V233H262ZM79 235V234H78ZM83 235V234H82ZM81 235V236H82ZM97 234H95V236H96ZM106 235V234H105ZM105 235H104V237H105ZM110 235H112V233L110 234ZM113 235H115L114 233H113ZM119 235V234H118ZM121 235V234H120ZM144 235L145 234H143V237H144ZM174 237H173V236ZM188 235V234H187ZM213 235V234H212ZM236 235H237V233H236ZM236 235H234V236H236ZM240 235V234H239ZM239 235H237L238 237H239ZM243 235V234H242ZM251 235V234H250ZM95 236H94V238H95ZM101 236V235H100ZM107 236V235H106ZM131 236V237H130ZM142 236V235H141ZM146 236V235H145ZM189 236V235H188ZM194 236V235H193ZM194 236V237H195ZM198 236V237H197ZM228 236V235H227ZM230 236V235H229ZM241 236V235H240ZM253 236V235H252ZM264 236V235H263ZM73 237V236H72ZM71 237V238H72ZM75 237V236H74ZM98 237V236H97ZM97 237H96V239H97ZM103 237V236H102ZM119 237V236H118ZM150 237V236H149ZM171 237V238H170ZM172 237H173V239H172ZM178 237L179 236H177V239H178ZM189 237H191V235L189 236ZM207 237V236H206ZM206 237H200L199 239H204V240H202L204 243L205 242H207V244L206 245H202V244H200L202 241H196L195 240V242H194V240H193V243H196V242H198V243H196V244H200L201 246H199L198 247V245H193V247L190 245V244H188V243H191V242H189V240H187V242L185 241H183L184 240V238L182 239V237H179V242H180V245L184 242V243H186L187 244V246L190 248V247H192L193 248V250H196L197 249V247H198V249L197 250H201V249H203V250H201L202 251V254L204 255V257H206V258H208V260L210 261V260H214L215 262L217 261V263L218 262H221L222 260V263L223 262H228V261H224V259H226L227 257H221L220 255H225V254H222V253H224V252H227L228 253V251H226L227 249L229 250L232 246H233V244L232 243H234V242H230V243H227L228 245H231V247L229 248V247H227L228 245L226 244V247H227V249L224 251V250H222V252H221V250H220V248L219 247H217V249L215 248V246H212V247H214V248H212V247H210V242H215V240L212 238H206ZM209 237V236H208ZM218 237V236H217ZM221 237V236H220ZM232 237V236H231ZM238 237H233V238H236V239H238ZM245 237H246V235H245ZM85 238V237H84ZM86 238L88 239L89 238V235H88V237L86 236ZM92 238H93V236H92ZM92 238H89V239H91L92 240ZM93 238V239H94ZM100 238V237H99ZM110 238H112V236H110ZM109 238V239H110ZM114 238V237H113ZM121 238V239H120ZM120 240H122V237L120 236ZM142 238V237H141ZM141 238H140V240H141ZM148 238V237H147ZM185 238H187V237H185ZM230 238V237H229ZM240 238H242V237H240ZM239 238V239H240ZM255 238V237H254ZM78 239V238H77ZM79 239H81L80 237H79ZM95 239V240H96ZM116 239V238H115ZM115 239H113V240H115ZM124 239H126V237L124 238ZM133 239H132V241H133ZM138 240H139V238H137ZM136 239V240H137ZM145 239V238H144ZM168 239H170V241L168 240ZM220 239V238H219ZM243 239V238H242ZM241 239V240H242ZM259 239V238H258ZM46 240L48 241V242H50V241H52L53 240V244H55L56 246H58V247H52V249H50L49 247H51V246H49L48 247V245H47V243L45 244V245H47V246H45V245H43V242H46ZM73 240H74V238H73ZM72 240V241H73ZM82 240V239H81ZM94 240V241H95ZM102 240V239H101ZM100 240V241H101ZM104 240H105V238H104ZM117 240V239H116ZM135 239H134V241L136 242V243H139V241H136ZM153 240V239H152ZM162 240V242H164ZM175 240H176V238H175ZM173 240V245H174V242H176L177 243V241L178 240ZM235 240V239H234ZM250 240V239H249ZM260 240V239H259ZM36 241V242H35ZM43 241V242H42ZM86 241V240H85ZM87 241H89L90 242V240H87ZM93 241V240H92ZM96 241H98V239L96 240ZM110 241L112 242V239H110ZM110 241H107V242H110ZM123 241V240H122ZM154 241V240H153ZM181 241H183V242H181ZM223 241V240H222ZM225 241V240H224ZM257 241V240H256ZM255 241V242H256ZM75 242H77L76 240H75ZM79 242V241H78ZM81 242V241H80ZM106 242V243H107ZM115 242V241H114ZM113 242V243H114ZM118 242H120V241H118ZM125 243H126V241H124ZM124 242H123V244H124ZM143 242V241H142ZM260 242V241H259ZM259 242H257V243H259ZM74 243V242H73ZM86 243V242H85ZM85 243H82V244H84L85 245ZM98 243H100L99 241H98ZM97 243V244H98ZM101 243H102V241H101ZM105 243V244H106ZM130 243H128L127 242V244H126V246L128 245V244H130ZM133 243V242H132ZM131 243V244H132ZM135 243V244H136ZM153 243V242H152ZM160 243V242H159ZM165 243H166V241H165ZM169 243H167V244H169ZM183 243V244H184ZM241 243V242H240ZM257 243H255V244H257ZM50 244H51V242H50ZM77 244V243H76ZM110 244V243H109ZM112 244V243H111ZM117 244H120V243H116V245ZM121 244H122V242H121ZM122 244V245H123ZM130 244V245H131ZM158 244V243H157ZM161 244V243H160ZM164 244V243H163ZM177 244H179V243H177ZM176 244V245H177ZM182 244V245H183ZM250 244V243H249ZM252 244V245H251ZM250 245L251 246H253V243H251ZM254 244V245H255ZM5 245L8 247V249H5V248H3V247H5ZM41 245H43V246H45V247H41ZM52 245V244H51ZM70 245V244H69ZM68 245V246H69ZM73 245V244H72ZM75 245V244H74ZM94 245V244H93ZM115 245V246H116ZM142 246H143V244H141ZM147 245H156V244H146V246ZM219 245V244H218ZM242 245V244H241ZM259 244H257V246H258ZM53 246V245H52ZM76 246H78V245H76ZM80 246V245H79ZM82 246V245H81ZM87 246H88V244H87ZM100 246V248H101V246H105V245H98L97 247H99ZM107 246V245H106ZM115 246H113V247H115ZM132 246V245H131ZM138 246L139 247H141L140 246V243L138 244ZM161 246V245H160ZM171 246V245H170ZM184 246V245H183ZM195 246H197V247H195ZM202 246H203V248H202ZM205 246V247H204ZM236 245H234V247H235ZM244 246H245V244H244ZM248 245H246V248H248L247 247ZM256 246V245H255ZM6 247V248H7ZM67 247V248H66ZM71 247V246H70ZM94 247V246H93ZM92 247V248H93ZM111 247H112V245H111ZM129 247V246H128ZM149 247V246H148ZM147 247V248H148ZM155 247V246H154ZM157 247V246H156ZM159 247V246H158ZM167 247V246H166ZM171 247H173V246H171ZM176 247V246H175ZM177 247H180L179 245L177 246ZM185 247V246H184ZM188 247H187V250H191V249H188ZM195 247V248H194ZM201 247V248H200ZM241 247V246H240ZM47 248V249H46ZM48 248L50 249V251H47L48 253H46V251L45 250H48ZM75 248V247H74ZM84 248V247H83ZM87 248V247H86ZM85 248V249H86ZM107 248V247H106ZM105 248V249H106ZM123 248V247H122ZM124 248H125V246H124ZM123 248V249H124ZM134 248V247H133ZM132 248V249H133ZM144 248V247H143ZM146 248V247H145ZM165 248V247H164ZM183 248V247H182ZM182 248H181V250H182ZM200 248V249H199ZM219 248V249H218ZM224 248H222V249H224ZM237 248V247H236ZM250 249L252 248V247H249ZM260 248V247H259ZM3 249H5V250H3ZM16 249V250H17ZM65 249V250H64ZM77 249H79V248H77ZM99 249V248H98ZM102 249H103V247H102ZM105 249H103V250H105ZM127 249V248H126ZM135 249H137V247L135 248ZM142 249V248H141ZM141 249H138L139 251L141 250ZM149 249V248H148ZM155 249V248H154ZM154 249L152 250V251H154ZM158 249V248H157ZM162 249H163V247H162ZM166 249V248H165ZM165 249H163V253H161V255H163V254H165V253H167V252H165L164 253V251H165ZM170 249V248H169ZM177 249H179V248H177ZM185 250H186V248H184ZM214 249V250H213ZM235 249V248H234ZM241 249H243L242 247H241ZM41 250V251H40ZM64 250V251H63ZM74 250V249H73ZM93 250V249H92ZM97 250V249H96ZM113 250V249H112ZM122 250V249H121ZM120 250V251H121ZM125 250V249H124ZM128 250V249H127ZM142 250H144V249H142ZM141 250V251H142ZM151 250V249H150ZM156 250V249H155ZM167 250V249H166ZM184 250V251H185ZM218 250H220V252H219V257L217 256L218 254H217V251ZM231 250V249H230ZM236 250V249H235ZM244 250V249H243ZM246 250V249H245ZM253 250V249H252ZM18 251V250H17ZM52 251V252H53ZM55 251H56V249H55ZM54 251V252H55ZM84 250H79V252H83ZM99 251H100V249H99ZM106 251H108V248H107V250ZM105 251V252H106ZM109 251H110V248H109ZM115 251V250H114ZM113 251V252H114ZM117 251V250H116ZM115 251V252H116ZM126 251V250H125ZM129 251V250H128ZM138 251V255H139V257L140 256H142L143 255V257H146L147 256V253L145 252V253H143V252H141L142 254H140V252ZM147 251V250H146ZM149 251V250H148ZM151 251V252H152ZM157 251V250H156ZM162 251V250H161ZM172 251V250H171ZM183 251V252H184ZM201 251L198 253V254H200L201 253ZM213 251H216L215 253L213 252ZM224 251V252H223ZM232 251H234V250H232ZM232 251H231V253H232ZM242 251V250H241ZM254 251H256L255 250V248H254ZM263 251V250H262ZM20 252V251H19ZM38 252H40L39 254H38ZM53 252V253H54ZM73 252V251H72ZM76 252H77V250H76ZM86 252V251H85ZM88 252V251H87ZM89 252H91V251H89ZM88 252V253H89ZM92 252H95V250L94 251H92ZM98 252V251H97ZM103 252V251H102ZM118 252V251H117ZM136 252V256H137V251H135ZM190 252H193V251H190ZM196 252V251H195ZM238 252V251H237ZM249 252V251H248ZM4 253L2 254V252L0 253V260L1 261H5L4 260ZM16 253V252H15ZM14 253V254H15ZM21 253V252H20ZM65 253H68V252H65ZM75 253V252H74ZM78 253V252H77ZM101 253V252H100ZM110 254H112V251H110L109 252ZM109 253H107V254H109ZM121 253H122V251H121ZM128 253V252H127ZM154 253V252H153ZM160 253V252H159ZM169 253V252H168ZM171 253V252H170ZM169 253V254H170ZM172 253H173V251H172ZM171 253V254H172ZM179 253L180 252H178V250H177V252L176 253H174V254H178L177 256H178V259H181V261H184V263H185V261L187 262V260L188 259H190V257H188V256H186V257H188L187 259L184 257V255L183 256H181L180 255V257H179ZM185 253V252H184ZM187 253V252H186ZM230 253V252H229ZM241 253V252H240ZM254 253V252H253ZM10 254V253H9ZM17 254V255H18ZM47 254V255H46ZM56 254H57V251H56ZM76 254V253H75ZM89 254H91V255H93L92 253H89ZM88 254V255H89ZM106 254V253H105ZM106 254V255H107ZM118 255L117 253H114L113 255ZM123 254H124V256H126L125 255V253L123 252ZM131 254V253H130ZM144 254H146V256H144ZM149 254V253H148ZM158 254V253H157ZM181 254V253H180ZM193 254H194V252H193ZM192 254V255H193ZM196 254V253H195ZM198 254H197V256H198ZM202 254H200V255H202ZM216 254V255H215ZM239 254V253H238ZM243 254H245L244 252L242 253V255ZM248 254V253H247ZM262 254H263V252H262ZM67 255V254H66ZM79 255V254H78ZM81 255V254H80ZM83 255V254H82ZM81 255V256H82ZM88 255H86V257H88ZM100 255V254H99ZM105 255V256H106ZM127 255H129V253L127 254ZM150 255V257H151V254H149ZM159 256H160V254H158ZM202 255V256H203ZM228 254H226V256H227ZM231 255H233V254H231ZM231 255H229V258H230V256ZM240 255V254H239ZM252 255H254V254H252ZM251 255V256H252ZM256 255V254H255ZM258 255V254H257ZM8 255L7 256H5V259H7L6 257H9ZM42 256H44V255H42ZM42 256H41V259H43L42 258ZM50 257H51V254L49 255ZM52 256H53V254H52ZM56 256V255H55ZM58 256V255H57ZM60 256H62V255H60ZM71 256V255H70ZM70 256H68V260H65V261H68V263H70ZM123 256V257H124ZM130 256V255H129ZM135 256V255H134ZM131 257V258H133L132 260H135L136 259V256L135 257ZM155 256H157V255H155ZM174 256V255H173ZM176 256V257H177ZM195 255H193V257H194ZM10 257L7 259V260H9L10 259ZM50 257H49V259H50ZM64 258H66L65 256H63ZM72 257H76V256H72ZM79 257V256H78ZM84 257V256H83ZM85 257V258H86ZM91 257V256H90ZM99 256H97V258H98ZM103 257V256H102ZM117 257V256H116ZM116 257H114L115 259H118V257L116 258ZM128 257V256H127ZM138 257V256H137ZM138 257V258H139ZM142 257V258H143ZM167 257H168V254H167ZM170 257V256H169ZM182 257H184V258H182ZM204 257H203V259H204ZM231 257H233V256H231ZM238 257V256H237ZM241 257H243V256H241ZM250 257V256H249ZM254 257V256H253ZM255 257H257V256H255ZM25 258H27V257H25ZM82 258V257H81ZM92 258V257H91ZM91 258H90V261H91ZM105 258H107V257H105ZM108 258H110V259H107V260H110L111 261V263H112V259H111V257H108ZM114 258H113V260H114ZM121 258V257H120ZM135 258V259H134ZM142 258H140L141 259V261H143L144 260V258H143V260H142ZM147 258V257H146ZM145 258V259H146ZM151 258H153V256L151 257ZM155 258V257H154ZM163 258V257H162ZM161 258V259H162ZM175 258V257H174ZM222 258V259H221ZM235 258V257H234ZM261 258V257H260ZM262 258H264V257H262ZM51 259H52V257H51ZM55 259V258H54ZM62 257H56V260L57 261H54V262H57V264H62ZM73 259V258H72ZM83 259V258H82ZM95 259V258H94ZM129 259V258H128ZM148 259H149V257H148ZM156 259V258H155ZM191 259H193V258H191ZM190 259V260H191ZM198 259V258H197ZM202 259V261L201 262H203L204 263V260ZM233 259V258H232ZM237 259V258H236ZM245 260V258H242L241 260ZM247 259V258H246ZM252 259V258H251ZM255 259V258H254ZM13 260H11V262H13ZM16 260V261H17ZM38 260H40V258L38 259ZM45 260H47L46 258L45 259H43L42 261L43 262H45ZM77 260H80V257H79V259H77ZM84 260V259H83ZM86 260V259H85ZM85 260H84V262H85ZM89 260V259H88ZM86 261V262H88L89 263V261ZM97 260V259H96ZM121 260V259H120ZM120 260H117V261H119V263L121 262ZM123 260H124V258H123ZM131 259H130V261H132ZM139 259H137V261H138ZM151 260V259H150ZM167 261H168V259H166ZM166 260L164 261L165 263H167L166 262ZM171 260H173V259H171ZM170 260V261H171ZM189 260V261H190ZM194 260H196V259H194ZM226 260H229L228 258L226 259ZM259 260V259H258ZM258 260H256V261H258ZM0 261V262H1ZM48 261V260H47ZM50 261V260H49ZM73 261V260H72ZM82 261V260H81ZM106 261V260H105ZM136 261V260H135ZM140 261V260H139ZM146 261V260H145ZM152 261V260H151ZM153 261H155V260H153ZM152 261V262H153ZM158 261V260H157ZM159 261H160V259H159ZM161 261H163V260H161ZM160 261V263L161 264H163L164 262H161ZM169 261V262H170ZM188 261V262H189ZM197 261H199V260H197ZM196 261V262H197ZM231 262H230V264H232V263H235V262H233L232 260H230ZM236 261V260H235ZM238 261V260H237ZM247 261V260H246ZM249 261H250V263L249 264H251V260L249 259ZM255 260H253V262H254ZM10 262V261H9ZM10 262V263H11ZM14 262H15V260H14ZM19 263V262H17L18 264H23V263ZM27 262V263H26ZM38 262V261H37ZM41 262V261H40ZM43 262L42 263H39V264H43ZM74 262H75V260H74ZM77 262V261H76ZM79 262V261H78ZM92 262H94L95 263V261H93V258H92ZM91 262V263H92ZM127 262V261H126ZM156 262V261H155ZM155 262H153V263H155ZM174 262V260L172 261V263ZM195 262V261H194ZM194 262H192V260H191V262H189L190 264H197V263H194ZM241 261H239V263H240ZM243 262V261H242ZM253 262H252V264H253ZM262 262V263H261ZM263 262L264 261H260L259 263H261V264H263ZM3 263V262H2ZM1 263V264H2ZM5 263V262H4ZM8 263V262H7ZM37 263V264H38ZM49 262H47V264H48ZM52 262L50 261V264H51ZM63 263H66L67 264V262H63ZM87 263V264H88ZM90 263V264H91ZM105 263H109L110 264V262H105ZM116 263H118V262H116ZM115 263V264H116ZM118 263V264H119ZM122 263V262H121ZM131 263V262H130ZM129 263V264H130ZM138 263V262H137ZM137 263H134V264H137ZM140 263H142V262H140ZM145 263V262H144ZM148 263V262H147ZM146 263V264H147ZM150 264H151V262H149ZM175 263V262H174ZM173 263V264H174ZM183 263V262H182ZM181 263V264H182ZM183 263V264H184ZM200 263V262H199ZM198 263V264H199ZM208 263H210V262H208ZM211 263H213V262H211ZM221 263V264H222ZM229 263V262H228ZM227 263V264H228ZM245 263V262H244ZM257 262H254V264H256ZM44 264H46V262L44 263ZM55 264V263H54ZM73 264V263H72ZM78 264H81V263H78ZM96 264H98V261H97V263ZM101 264V263H100ZM113 264V263H112ZM123 264V263H122ZM143 264V263H142ZM155 264H158V263H155ZM169 264V263H168ZM176 264H177V262H176ZM178 264H180V263H178ZM220 264V263H219ZM236 264H238L237 262H236ZM245 264H247V263H245Z\"/></svg>",
	"mask_w": 264,
	"mask_h": 264
}]
</instances>
